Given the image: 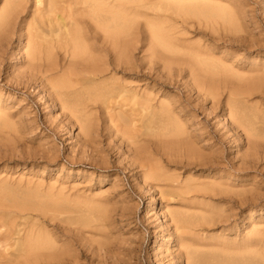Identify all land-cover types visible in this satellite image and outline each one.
<instances>
[{"label":"rangeland","instance_id":"obj_1","mask_svg":"<svg viewBox=\"0 0 264 264\" xmlns=\"http://www.w3.org/2000/svg\"><path fill=\"white\" fill-rule=\"evenodd\" d=\"M109 1L113 2V0H109ZM146 1H148V2H144V4H143V1H141V0H126L125 8L126 7L127 8L124 9L122 12H118V13L107 12L106 14H103V15L101 14L99 17L90 18V19L87 16L89 21H94V22H87V25L86 24L84 25V23H85L84 21H86V19H87L86 16H83V17L79 18L78 23L81 22V20H82L81 23H83V25L86 26L87 28H90V29L87 30L86 27H84L82 24L80 26H83V27H80L79 24H78L79 28L80 29L82 28L81 31H83V33L85 31L88 34L87 35L86 33H84V35H86V36H84L85 37L84 42L87 39H88V42H90L89 39H92V38L95 39V40H93V42L96 41V39L99 40L100 37L98 36V34H97L98 32L97 31H99V33L102 32L101 35H103V30L104 29H102V28L99 29V27L97 26L96 22L98 23V25L105 23L106 25L109 26V29L111 31L114 30L115 28L116 29H120L121 30V32H120L121 33V37L123 36L122 38H124L125 41H132L133 39H136L138 42L139 41L140 42L138 44V43H136L137 41H135V43L132 41V42H130V45L132 43L131 47L128 48V52H129L130 56H132L134 59H136L138 61L137 63H139V65L137 63L135 64L136 67L138 65L137 72L135 70L136 69L135 66H134L135 68L133 67V69H134L132 71L133 74H130V75L123 74L121 72H116L117 75L116 74L111 75L110 73L106 72L108 74L106 75V73H105V76L101 77L94 85H93V83L91 84L89 82L84 83V84H79V87H77L78 84L75 85L74 87L77 88V93L78 94L74 93L71 90L73 88H68L66 90V89L60 87L62 85L61 83H63L62 80H64V79H62V77H60L61 76V74H60L61 71L60 70H59L60 72L59 71L56 72V70H54V71L46 72V73L42 72L43 74L40 73L41 72V68H40L41 65L40 64L41 63H43V65L47 64L46 59L44 57L42 59H45V63H44V60L39 59V58H41L40 57L41 54L38 55V53H36L39 57L36 55V58L37 57L38 58L37 59L35 58L37 60V62H39L38 63L39 66H37V63L34 62L35 59L34 60H28L29 58H26V60L30 61L29 63H28V61L26 62V60H24L25 57H26L25 56L26 55L25 52H26L27 48L24 49L25 50L24 52L21 51V50H23L21 48L27 47V46L23 47V44L26 45L28 43V41H27L28 39H26V36H28V35L31 36L30 37V41L32 43L37 44V45L39 43L41 44V37H40L41 36V26H40L41 25V21H39V15H37V16H36V14L33 15V16H36L35 19H33L34 18L33 16L31 18L29 16L30 12H31L30 15H32V11H31L30 8L33 5H32V3H29V2H32V0H26L25 1V2L28 3V4L24 3V6H26V5L28 6V7L26 6V8L23 7L25 13L24 12H21V13L19 12L18 14H16V11L17 10L20 11V10H19V8L16 11L14 10L15 15L13 17L15 18V20H14V23H12V22H11L12 24L10 23L12 25V27L9 26L10 29L11 28H13V29L9 30V28L6 27L9 31L5 30L6 32L7 31L9 32V33L7 32L8 35L4 31L5 28L2 29L3 31L1 33H3V32L6 33V36L5 37L3 36L2 38L0 37V41H1L0 42V45H1L0 46V127H1L0 128V180L3 179L2 181H0V190H1L0 194L1 193L5 194L7 192H9L10 194L7 193L5 196L3 194L4 197L3 196H2V198L0 197L4 201V204H3V202H0V206L3 205L2 207H0L1 208L0 211H3L2 213H4V209L5 210H10V211H8V214L2 216L4 218H2L0 216V219H2L1 222H0V234L2 235V236L0 235V244L3 243V242H1L3 240V238H6V237H3L4 236L3 234L4 233H8V234L11 233V227L10 226L12 225V223L15 222L14 224L16 226L13 224L12 228L15 227L14 230L15 229H19L20 230V235H22V236H20V235L19 236H20V239L22 240L23 244H24L25 239L32 240L31 242L32 243L34 242L37 247L35 249H33V250H28L30 252L23 251L22 247L20 249H18L19 246L18 247H16V246L10 247L12 244L13 245L15 244V243L12 242L13 240L10 239L7 242V244L10 243L9 244L10 246L5 245V243H3V245H2L4 248L6 247V249H4L2 246H0V249L2 250L0 252V257H1V253H2V255H4L0 259V264H18V263L19 264H23V263L25 264V262H26V264H28L29 262H31L32 264H264V257H263L264 256V249H263V247H264V241H263L264 240V232H263L264 231V220H262L264 218V207H263L264 206V191H263L264 190V158L262 157L263 158V160H262V158L260 157V156L264 155V142H263L264 141V103H263L264 102V98H263L264 97V90H263L264 89V84H263L264 83V72H263L264 71V67H263V64H264L263 63L264 62V51H263L264 50V47H263L264 43H262V42H264V0H230V1L229 0H223V1L221 0V2H226L227 1L225 6H224V3L220 2V0H213V1L211 0V2L216 1L213 4L210 2V0H209V3H208V0L207 1L206 0H200L201 2L199 0H193V1L192 0H151V2H149L150 0H146ZM152 1H153V3H152ZM218 1H219V4L221 3L222 5L220 4L218 6L217 5ZM236 1H238V2H236ZM1 2H2V0H0V5H1ZM230 2L234 6L230 5ZM11 4H13V2ZM30 4H31V6H30ZM210 4H212V6ZM214 5H216L217 7L214 6ZM228 5L231 6V8L234 10V12L237 10V12H238L237 14L239 16L236 13L234 15V12L232 11V9L230 7H228ZM223 6H224V8H223ZM151 7H153V8H151ZM233 7L234 8L236 7V8L234 9ZM27 9H28V12H27ZM134 9H136V10H134ZM207 9L209 10V12H208ZM221 9H224V10H221ZM240 10H241V12H240ZM129 11H131L132 13L129 12ZM226 11H227V13H230L231 15H234L233 17L235 18V20L237 19L236 20L237 23L234 20L235 21L234 22L235 23V25H234L235 29L229 27V29H231V30H228L227 29L228 26L225 27L226 26L225 18L227 17ZM144 12L146 14H144ZM185 12H186L187 15L185 14ZM128 13H129V15H128ZM135 13H137L139 15H142V16H139V15H137ZM140 13H142V14H140ZM151 13L152 14H156V15H159V13H161L162 19L160 17H156V15L155 16L154 15L151 16ZM165 13H166V16H164V19H163V15H165ZM181 13H182V15H184V14L185 15L181 16ZM241 13H243L242 14L243 17L241 15ZM23 14H25V15H23ZM173 14H174V16H173ZM188 14L190 16H192V17H190ZM220 14H221V16H220ZM135 15L138 16V17H136ZM145 15H147V16L145 17ZM167 15H168V17H167ZM199 15H201V16H199ZM170 16L172 17V19H175V22L177 21L176 24H174L175 28L172 25V23H175V22L171 19ZM180 16H181L182 19L180 18ZM236 16H238V17H236ZM22 17L24 19L30 18L31 21L32 20L33 21L32 22L29 21L26 24V21H28V20L25 21ZM126 17H128V18L126 19ZM151 17L152 18H156V19L155 20L151 19ZM19 18H22L23 21H22V19L19 20ZM82 18H84L85 20L82 19ZM129 18H131V19H129ZM168 18H170L171 20L168 19ZM209 18H210V20H208ZM213 18L216 19V20H214ZM94 19L96 20V22H95ZM122 19H124V20H122ZM167 19H168L169 24H167L168 23L166 21ZM238 19H240V21L242 19V21H241L242 23H240V21ZM17 20H18V22H17ZM141 20H144V23ZM183 20H184V22H182ZM187 20L189 22L196 21V20L198 22L200 20L199 22H201V23L198 22L199 23L198 24V23L192 22V23H195V24L189 23L188 26H187V24H185V23H188ZM202 20H203V22H206L205 23L206 24L205 27L203 26L205 24H203ZM37 21H38V23L40 25L37 23ZM99 21H101V23ZM155 21H157L158 23L155 22ZM164 21H165V24H164ZM209 21L211 22V24L213 26L214 25H216V26L210 27ZM16 22H17L18 25L15 24ZM20 22H22V24H20ZM23 22H25V23H23ZM160 22H161V24H160ZM220 22H221V24H222V26L224 28V31L222 30L223 28H222ZM30 23H33L34 26H32V24H30ZM141 23L144 24V25H142ZM216 23H218V24H216ZM238 23L240 24V27L245 25L244 28L243 27H242L243 29L239 28V26L237 25ZM14 24L17 25V26H15ZM92 24H94V25H92ZM133 24L136 25L134 28H133V26H134ZM201 24H202V27L200 26ZM21 25L24 26V27H22ZM27 25H28V30L26 31ZM128 25H129V27H127ZM148 25H150L151 29L149 28ZM171 25H172V27H171ZM181 25H182L183 28L181 27ZM192 25H193V27L191 28ZM93 26L94 27L97 26L98 28L96 27V29H95ZM155 26L163 28L164 31L166 30L165 31L166 34H168L167 31H169L168 41H170V42H173V41L175 42L176 41L174 46H175V49L177 48L175 50V52L177 54L175 52H172V51H170L171 53L168 52L165 49V47L163 46V44L158 40V38H156V36L154 35V32H153ZM165 26L167 28H168V26H170V27L167 30V28ZM189 26H190V28H189ZM207 26L210 27V29L206 28ZM34 27H35V29H34ZM194 27H195V29H194ZM216 27H218L217 28L218 31L221 30V32L224 35L222 33H220V32H216ZM93 28H94V30H93ZM131 28L135 29V31H138L139 34H137L136 32L134 33L133 29L130 30ZM180 28H181V30H180ZM199 28H201V29H199ZM225 28L228 31H226ZM143 29L144 30L147 29L149 31L146 30L144 32ZM171 29H175V30H173L174 32L175 31L178 32V29H179V31H181L182 34H180V32H178V34H180V35H178L177 32H175L176 34H173L172 33L173 31H170ZM185 29L188 30L187 32H189L190 34H191V32L193 30L194 31L192 32L191 35L189 33L185 34L184 33ZM205 29H208L209 31L205 30ZM211 29L213 31H210ZM244 29H246V30H244ZM19 30L21 32H23V33H18ZM23 30H25V31H23ZM89 30H91V31H89ZM129 30H130V32H129ZM11 31L12 32L13 31H15V32L17 31L16 35H14L15 32L12 33ZM92 31H93V34H90V33H92ZM94 31H96V33ZM123 31H125V32H123ZM206 31H208L209 33L210 32H212V33L209 34ZM225 31H226V33H224ZM233 31H235V34H234ZM243 31H245V32H243ZM24 32L32 33L33 35L32 34H28L27 35ZM131 32L134 35L137 34L136 37L133 34H129ZM146 32L147 33L149 32L150 34L149 33L147 34ZM231 32H232V34H231ZM94 33L97 36H94ZM215 33L217 34L216 36H215ZM10 34H13V35L10 36ZM20 34L22 36H25V38L21 37ZM122 34H125V37ZM188 34H189L190 37L193 36V38L196 35V37L194 38L195 40L193 38H192V41L188 40L189 39L188 38L189 36L187 37ZM198 34L200 36L202 34V36L200 37L201 39H198L199 38ZM203 34H204V36H203ZM228 34H229L230 39L228 37ZM251 34H252V37L249 36ZM1 35H3V34H1ZM19 35H20V37L18 38ZM129 35H132L135 38H133L131 36H130L131 37L130 38V37H128ZM146 35L148 37H149V35H150V37L152 36L151 37L152 39L149 38L150 42H149L148 39L146 40V37H147ZM180 36L182 38H184V37L188 38L185 41L186 43L183 42L185 40V38L183 40L182 38H180ZM218 36L221 37V38L219 39ZM231 36L232 37L234 36V37L232 38ZM143 37L147 41V44H146V41L143 40ZM175 37H178V39H181V41L178 40ZM202 37H206V38L202 39ZM246 37L249 40L245 39V41H244L245 43H243L242 38L244 39ZM5 38H7V39H5ZM27 38H29V36ZM251 38H254V40L251 39ZM154 39H156V40H154ZM217 39H219V40H217ZM250 39H251V41H250ZM152 40H154L153 43H152ZM201 40H202V42H200ZM237 40H238V42H237ZM2 41H4V42L2 43ZM144 41H145V43H144ZM178 41L180 42L179 45L182 44V42H183V48L182 49H181L182 45L180 47L177 46ZM203 41H205V42H203ZM247 41H249L251 43H249V45H248ZM17 42L19 44H17ZM20 42H21V44H20ZM88 42H85V43L89 44ZM91 42H90V44H91ZM154 42H157V43H154ZM256 42H259V43H256ZM141 43H142V47H139V46H141ZM187 43L190 46L189 48H186L188 46ZM206 43H208V44H206ZM209 43H210V46H209ZM212 44H214V45H212ZM18 45H20V46L22 45V47H20V46L18 47ZM154 45H156V46H154ZM158 45H161V46H158ZM203 45H204V47H199V46H203ZM205 45H207L209 48L207 46H205ZM220 45H222V46H220ZM230 45H231V47H230ZM227 46L229 47V49H228ZM234 46H235V48H234ZM251 46H253V47H251ZM40 47H41V45H40ZM137 47H139L140 49H138ZM193 47H196V50H194L195 48L193 49ZM212 47H214V48H212ZM149 48H150L151 51L149 50ZM184 48H186V49H184ZM191 48H192V50H191ZM130 49H131V51H129ZM141 49H142V51H141ZM159 49H160V51H159ZM178 49H180V50H178ZM187 49H189L190 51H193V52H189ZM211 49H212L213 52L211 51ZM219 49H223V50L221 51ZM239 49H241L242 51L239 50ZM182 50H184V51L187 50L185 53L187 54V52H188L190 54V55L187 54L190 57V58L188 57L189 59L187 58V55L185 53H183L184 51L182 52ZM217 50H218V52H217ZM237 50H238V52H237ZM17 51L20 52V53H18ZM52 51H54V50H52ZM57 51H58V47H57V50L55 49V51H54L55 53L53 52L54 55L51 52L52 55L51 54L50 55H51V57L53 56V58H50V59H52L53 61H56V60H58V59H56V57L59 58V59L62 58V59H60L62 61L58 62L59 61L58 60L55 63L58 66H60L62 63L65 65L68 62L67 61L68 57L66 56L67 54L65 55V53L62 50H59L58 52L59 53L61 52V53L58 54V53H56ZM157 51H159V54L160 53L162 54L163 52H165L164 53L165 54V56H164L165 58L162 57L163 55L161 56V54H160V56H158ZM197 51H200V53L201 52L204 53L203 54L204 56L202 55V53H201V55H199L200 53L197 52ZM228 51H231V53L237 52L236 56H235V54L233 55V54H231ZM239 51H241V52H239ZM100 52H102V51H100ZM100 52H99V54H100ZM103 53H105V52L103 51ZM103 53H101L102 56L105 55ZM238 53L239 54H241V53L244 54V55H241V57H242L241 60L239 58L240 55H238ZM23 54H25L24 55L25 57L23 56ZM149 54H152L151 56H152V58H154V60L156 59L155 60L156 61V64H155L156 68H158V66H159L158 69H160V71H159L158 69L155 68V65H154V68H155V71H156V72L154 71L156 73L155 76H158V78L154 77L155 78L154 81H150V79L144 75L147 72V71H145V69H146V66H145L146 65V59H144V58L146 56L149 57L150 56ZM153 54L154 55L156 54L158 57L154 56ZM183 54H185V55H183ZM208 54H211V56H213V54H215L216 56L214 55V58H212ZM221 54L224 56V60L226 62L224 60H221V59H223V56H221ZM55 55H56V57H54ZM176 55L180 56V57L184 56V57L187 58V60H194V61H191V62L193 63V66H195V67L197 66V68H199V64L203 63V65L207 64V67H209L210 69H216V70L221 71L222 74H220V72H219V75L214 76V78H215L214 80L216 81L217 79L226 78L227 81H229L231 83L230 84V90L233 89L232 91L236 92V94L233 95V96H235V98H233V100L232 99H228L229 101L226 98H223L224 95H225L224 97L227 96L226 95L227 91L224 90L223 91L224 94H223V92H221L222 93L221 95L219 93V95H217L218 99H215L213 102L210 100L211 99L210 96L209 97L207 96V98L201 97V100H202V98L203 99H207V100L209 99L208 101L207 100H203L201 102L200 97L199 98L197 97V94H196L195 90L193 91V89H190V87L189 88H188V86L184 87V85L182 87V85H181L182 84L181 80H183V81L184 80L185 81L189 80L190 81L191 77L193 76V75L190 76L189 72L185 73L186 71H188V66H186V65L183 66L184 64L178 65L180 68H183V71H182L181 76H180L181 78L179 76L177 77V79H179V78L181 79V80L179 79L180 82L178 83V85H175V86L174 85H168L169 81H163L164 79L168 80V78L167 79L165 78L167 76H164L166 74V71H165L166 68H164L166 65L163 67V61H167V62L171 61V60L174 61V60H176V58H178ZM181 55H183V56H181ZM207 55L209 57H205ZM219 55H220V57H219ZM136 56H137V58H136ZM171 56L172 57H176V58H172ZM201 56H202V58H201ZM251 56L254 57V58L253 57L252 58L254 59L255 63L252 62L253 59L250 58ZM259 56H261V58ZM108 57H111V56H108ZM231 57H232V59H231ZM234 57L236 59H234ZM244 57H246V58H244ZM255 57H257V58H255ZM197 58H198V61H197ZM182 59H184V58H182ZM182 59L180 58V60H182ZM211 59H213L216 62H214ZM218 59H219V61H217ZM226 59L227 60L229 59L228 60L229 62H227ZM247 59H248V61H247ZM259 59H261V63H260ZM39 60H41L42 62L39 61ZM177 60L179 61V59H177ZM257 60H258V62L260 64L259 67H258L259 64L258 65L256 64V63H258ZM64 61H67V62L65 63ZM196 61H197L198 64L196 63ZM242 61L244 63H242ZM20 62H26L27 63L26 65L30 67V68L28 67L29 70L26 68L25 63L23 64V63H20ZM32 62H34L35 65L38 68L34 64L32 65L31 64ZM160 62H162V63L160 64ZM59 63H61V64H59ZM229 63L232 66H234V67L236 66V67L235 68L233 67L234 69L231 68L232 66H230ZM21 64L23 66V69H22ZM157 64H160L162 66L160 67V65H157ZM209 64L210 65L212 64L211 65L212 67ZM247 64L249 65V67H248ZM254 64H255V67L258 69V71H256L257 69L254 70V68H255V67H253ZM223 65H224V67H223ZM244 65H246L247 68ZM250 65H251V69H252L251 71H250ZM18 66H21V67L18 68ZM140 66H142L143 72H142ZM176 66L177 65L172 63L169 67L176 69ZM14 67L16 68L15 71H14V69H15ZM61 67H62V65H61ZM161 68H162V70H161ZM197 68H195L194 71L197 74H201L202 73L201 69H197ZM228 68H230V70H228ZM242 68H244V70L246 71V73H248V75H246V73L244 72V70H242ZM220 69H222L223 72ZM247 69L249 70V72H248ZM17 70H21V71L17 72ZM22 70L25 71V72H22ZM30 70H31V72H30ZM37 70H40V72H37ZM238 70H241L242 72H239ZM158 71L160 72V75H157V74H159ZM230 71L231 72L233 71L232 72L234 74L233 76H232V74L229 73ZM21 72H22V74H21ZM27 72H28V74H27ZM32 72H33V75L32 74L30 75V73H32ZM35 73H37V74H35ZM39 73L41 74L43 79L39 78V77H41ZM171 73L175 74V70L171 69ZM241 73H242V75H241ZM243 73L245 74V76H243L244 75ZM118 74L120 76H118ZM182 74H184V75L182 76ZM35 75H36V77H34ZM108 75H110V76L108 77ZM239 75H240V78L237 77ZM30 76H32V77H30ZM43 76H45V77H43ZM115 76L116 77L118 76L120 78L123 77L122 79H124V76H125V79L127 78L126 80H130V79H131L130 81L134 80L133 82H135L136 88H138L137 90H139V91H141V89L143 90V88L146 89L147 86H148L149 89H147V90L144 89L143 91L146 92V91L150 90L151 92H153L152 94H154V100H153L154 102H158L157 101L158 99H160L159 101H162V100L164 101V99H165V100H167L169 102V100H171L174 97H175L174 99L177 101L178 97L176 95L179 96L178 101L181 100V101H179L180 103L177 101L178 104L176 105L175 100L172 99L170 102L173 103L172 101H174V103L171 104L169 102V104L172 105L173 108H178V109H179V107L182 108L183 106L184 107L187 106V108L185 107L187 109L185 115L184 116H180L181 117L180 118V122L182 123V120L188 114L186 116L187 118L185 117L186 118L185 120L187 121V123L184 122L185 120H183V122H184L183 127L186 128L187 125H188V127L186 129L184 128V136L183 137H186V138L188 137L187 138L188 143L189 144L191 143V145L193 146V149L197 153H199V155L201 157V159H200V157H198L197 159H192V160L187 159V157H186L187 161H192V163L194 162L193 163L194 167H193L192 164H188L190 167L186 164L187 162H186L185 156L183 155L184 154L183 151L178 150L179 146H177L175 143H173V142L169 143L167 141L168 137L166 135H164V134L162 136L154 135V134H161L162 133V131H160V128L165 124L166 121L160 120V118H158L157 116H154V117H152L150 119L145 118V116H140L139 113H138V116H137V112H138L136 110L138 108V107H136L137 105H133L132 106L131 103L129 101H127L128 99H126V98L123 99L121 97H118V100H117L116 97H115L116 99L114 98V96L111 97L112 95H110V92L108 90V86L111 85L110 84L111 81H112L111 77H115ZM160 76H161V78L162 77L163 78L161 79ZM242 76H243V78H241ZM71 77L73 78L74 76H71ZM144 77H145L146 80L144 79ZM46 78H48V79H46ZM136 78H137V80H136ZM159 78H160V80H159ZM57 79H59V80H57ZM102 79L104 80V82H102V84H101L100 82H101ZM243 79H245V80H243ZM45 80H46V82H45ZM138 80L139 81L142 80V83H141V81L137 82ZM147 80H148V82H147ZM41 81H43L45 84L43 82H41ZM40 82L42 83V85H44L43 87L41 86ZM137 83H139V84H137ZM239 83L240 84L242 83V84L240 85ZM149 85H153L152 88H150L151 86H149ZM246 85L249 86V87L247 88ZM141 86H143V88ZM168 86H169V88H168ZM139 87H140V89H139ZM262 87H263V89H262ZM187 89H188V91H187ZM45 90H47V91H45ZM185 90L187 91V92H185L186 94L184 93ZM49 91H50V93H49ZM51 91H52V93H51ZM159 91H160V93H159ZM177 91L180 92V94L179 93L177 94L176 93ZM215 91H217V90L215 89ZM45 92H48L49 94L45 93ZM241 92H242V94H241ZM244 92H246V93H244ZM247 92H249V93L247 94ZM250 92H253V93H250ZM54 93L56 94L55 96L53 95ZM182 93H184V94H182ZM237 93H239V94H237ZM163 94H164V99H161V96ZM96 95L98 97H96ZM157 95H158V97L159 96L160 97L158 98ZM169 95L171 96L170 99H169V97H170ZM185 95H187V96L185 97ZM193 95H195V96L193 97ZM258 96L261 97V98H259ZM89 97L90 98L92 97L93 100H91V99L89 100ZM94 97H96L97 99H94ZM108 97H109V99H108ZM190 97H191V99H190ZM255 97H258L259 99L257 98V101H255L256 100ZM53 98H55V99H53ZM193 98L194 99L196 98L197 100L196 99L194 100ZM219 98H220V103L217 102V101H219ZM242 98H244L245 100H243ZM57 99L59 101H56ZM106 99H108V100H106ZM110 99H111V102H110ZM248 99H250V100H248ZM253 99H255V100L253 101ZM52 100H53V102H52ZM115 100L118 103H116ZM190 100H193V101H190ZM247 100L249 102H247ZM112 101L114 102V104L116 103L115 105L112 104L113 106L111 105V103H113ZM119 101H120V104H121V102L123 103L122 107L124 109H127V108L130 109L129 110L130 111L129 114L132 112L131 110L134 109V111L132 112L131 116L130 117L128 116L129 118L126 117L127 113H128L127 112L128 109L125 110V112H123L122 111L123 109L122 110L120 109L121 105H119ZM197 101L198 102L200 101V103H198ZM244 101H246V103ZM42 102L45 103V104H42ZM97 102H99L100 104L98 103V105H96ZM106 102H107V104H106ZM186 102L189 103V104H187ZM192 102H193L194 105L191 104ZM215 102H217V103H215ZM250 102H251V104H250ZM255 102L257 104H255ZM261 102L263 103V105H262ZM57 103L59 104L60 109L57 106ZM82 103H84V104H82ZM209 103H211L210 104V108L211 109L213 108L212 110L209 108ZM60 104H61V106H60ZM93 104L95 105V108H94ZM101 104H102L103 108L106 107V106L107 107L104 110H102L103 108L101 107ZM108 104L110 106H112L113 108L111 109V107ZM179 104H181L182 106L179 105ZM206 104L208 106H206ZM230 104L236 105L235 113L239 116V117L238 116L237 117H238V119L240 121H242V122L244 121L243 123L245 125V128H241L240 127L239 131H238L237 128H232V130H231V125L228 123L230 121V117H229V113H228V106ZM259 104H261V105H259ZM43 105H45V106L47 105L48 107L47 106L45 107ZM90 105H92V106H90ZM116 105L118 107H120V108H118ZM128 105H129L130 108L126 107ZM197 106H199L200 109L202 108L201 110H203V108H204V110H205V108H208V109H206L207 111L205 110V112L204 111L202 112L199 109V107H197ZM222 106H223V109H221ZM217 107H219L218 110H217ZM2 108H3V110H2ZM89 110H90V112H89ZM92 110H94V112ZM95 110H97V111H95ZM110 110L115 111L114 113L116 115L114 116V113L112 111H110ZM190 110H192V111H190ZM223 110H226V111H223ZM222 111H223V113L221 114ZM66 112H67V114H66ZM92 112H93V114L91 115ZM107 112L113 113L112 114L113 116L111 114H109V113L107 114ZM209 112L210 113L212 112V115L211 114L209 115ZM239 112H241V113L239 114ZM69 113H70V115L68 116ZM125 113H126V115H125ZM206 113H207V115H206ZM96 114H97V116H96ZM194 114H195V116H193ZM225 114H227V115H225ZM107 115H110L109 117L111 119L108 118ZM8 116H9V118H7ZM10 116H12V117H10ZM93 116L94 117L96 116L95 118H96V122L97 123H95V120L94 121L92 120ZM132 116L135 117V119ZM70 118H72L73 120L70 119ZM95 118H93V119H95ZM131 118L134 119L136 123L134 122V120L131 123L130 122ZM139 118L142 119V121L145 119L144 121L147 123V125H146V123H144V121L142 122L141 120H139ZM189 118L192 119V120H189ZM212 118H214V119H212ZM215 118H216V120L218 119L217 120V124H216ZM108 120H109V122H108ZM91 121H93L92 122V128L89 129V126L91 125ZM106 121L108 123H111L110 121H112L113 123H111V125H110ZM137 121H138L139 124L137 123ZM140 121H141V123H140ZM88 122H89L88 130H89V133L91 134L90 136H87V134H85V133H88V130L87 131L83 130L84 127H85V124H88ZM116 122H118V123H116ZM122 122H123V124L125 126L122 125V127H121V124H119V123H122ZM129 122L131 124L135 123V125L134 124H133V126L129 125L130 124ZM188 122H190V124H188ZM115 123L117 125L119 124V126H116ZM150 123H151V125H149ZM153 123H154V125H153ZM214 123H215V125H213ZM185 124H187V125H185ZM193 124H194V126H197L198 128L193 127ZM228 124H229V126H228ZM112 125H115V126H112ZM138 125H139V127L141 125L143 127L141 126V128H137ZM94 126H95V128L97 130L94 128ZM104 126L107 127V128L108 127L109 128H111V127L113 128L114 127L116 132L113 131L114 132L113 133L111 130H114V129L110 130V129L105 128ZM204 126L208 130L207 132L204 129L205 128ZM201 127H202V129H200ZM220 127H222V128H220ZM124 128L125 129L128 128V130L127 129L125 130ZM131 128H133V129H131ZM144 128H146L145 131H144ZM188 128H189V130H188ZM246 128H248V129H246ZM136 129H138V130L136 131ZM216 129L217 130L221 129V131L218 132ZM233 129H235V130H233ZM78 130H80V131L77 132ZM105 130H107V131H105ZM118 130H120V131H118ZM199 130H202V131H199ZM108 131L109 132L111 131L110 135L108 134L109 133ZM140 131L143 132L142 134H144V135H142V134L141 135L145 136V137H143V139H142V137L140 135ZM223 131H224V133H222ZM227 131H229V132H227ZM81 132H82V134H80ZM120 132H121V134H120ZM200 132L201 133L205 132L203 134H206V133L207 134L203 135V134H200ZM238 132L239 133L241 132V133L239 134ZM111 133H112V135H114V137H112ZM125 133L127 135H125ZM130 133H132V134H130ZM136 133L139 134V136ZM146 133L148 135H146ZM188 133H191V135H194V137H198V140L196 138L192 137L191 135H189ZM219 133H220V135L223 134V137L219 136ZM242 133H244V134H242ZM78 134H80V135H78ZM133 134H135V135H133ZM152 134H153V136H152ZM198 134H200L201 137ZM209 134H213L214 136L210 135L211 137L209 139ZM121 135H123V136H122V138L120 137L121 139H119V136H121ZM186 135H189V136H186ZM225 135L226 136L228 135L227 137L229 138V140H227V137ZM117 136H118V138H117ZM124 136H127L128 138L125 137L126 138L125 139ZM134 136H136V137H134ZM190 136L192 137V139H191ZM202 136H203V139L207 136L204 139L205 142H204V140L201 141ZM218 136H219V138H218ZM87 137L88 138L90 137L91 139L89 138L90 140H88ZM107 137H108V139H107ZM131 137H132V139H130ZM150 138H151L152 141L150 140ZM153 138H154V140H155V138H158V140L159 141L161 140V141L160 142H158V140L154 141ZM159 138H161V139H159ZM166 138H167V140H164ZM234 138L236 140L235 143L233 142ZM80 139L82 141H80ZM118 139L120 140L119 142H118ZM133 139H136V140L134 141ZM139 139H141L143 141H141ZM194 139H196L197 142L193 141ZM208 139L210 140L209 141L210 144L208 143ZM116 140H117V142H116ZM125 140H127V142H125ZM144 140H147L148 142L146 141V143H145ZM121 141L125 145L122 144ZM132 141L136 143L137 147L140 146V148L138 147V149L140 150V152L143 150L142 151L143 153L142 152L140 153V152L136 151L138 149H136V147H135L136 145L133 144V143H132L133 144V146H132V144H131ZM136 141L138 143H140V141H141V145H138ZM217 141L220 142V145L216 144ZM90 142H92V143H90ZM143 142L145 143L146 147H144L145 145L143 144ZM193 142H196L197 144L193 143ZM253 142H254V144H253ZM119 143H121V144H119ZM147 143H149V144H147ZM198 143L202 144V146L199 145ZM229 143L232 146L231 145L229 146ZM239 143L241 144L242 148L244 146V149H242L240 147ZM105 144H107L109 146H107ZM112 144H114V145L111 146ZM163 144H165V145H163ZM211 144H212V146L214 145L213 147L211 146L212 148H214L215 146H218V148L222 147V148H220V150H223L222 151L223 153L221 151H219V149L217 150V151H219V153L217 151H215V150H210V149H208L209 151H207V153H206L205 149L207 147L205 148V146L210 147ZM250 144L254 145V146H251ZM91 145H92V148H93V145H95L94 147L96 148L97 151H94L95 148L90 149ZM262 145H263V147H261ZM248 146H250V147H248ZM82 147L85 148V149H83ZM101 147L104 150H102V149L100 150ZM129 147H130L131 150L134 149V148L136 150L134 149L133 151H130ZM167 147H168V149H167ZM197 147L199 148V150L202 149L203 151L202 150L199 151ZM229 147L231 148V150H230ZM239 147H240V149H239ZM81 148H82V151H84L83 153L81 151ZM87 148H88V151H87ZM141 148H143V149H141ZM146 148H148L146 150L147 152L145 151ZM216 148L217 147H215L214 149H216ZM235 148L238 151L234 150ZM245 148H247L246 151H245ZM98 150L100 151V153H99ZM233 150H234V152H239V153L242 152V153H240V157L237 156L239 153H234ZM134 151H136V152H134ZM144 151L146 153H144ZM148 151H150L151 154H147V153H149ZM210 151H212V152L214 151V152L212 153ZM128 152L129 153L131 152V153L129 154ZM177 152H179V153H177ZM208 152H210L209 153L210 156L208 155ZM215 152H217V154ZM220 152H221V154H220ZM259 152H260V154H259ZM261 152H262L263 155L261 154ZM134 153H137V154H134ZM180 153H182L181 154V156L183 155L182 157H180ZM254 153L257 154V155H255ZM138 154H139V156H138ZM163 154H164V157H163ZM202 154L203 155L207 154V155L203 156ZM218 154H219V158L217 156ZM222 154H224V155H222ZM233 154H234V156H233ZM244 154H246V155L248 154L247 157L248 156L250 157L252 154L254 156H253V158H247ZM87 155L88 156L90 155L89 156L90 158ZM101 155L103 156L104 159H102ZM118 155H120V156H118ZM122 155H123V157H122ZM176 155H178L179 158H177V157L175 158ZM201 155L204 157L205 160L207 158L211 157V159H210L211 161L209 159H207L208 163L205 160L204 161L206 162V164L204 162L199 163V161H201L203 159ZM213 155L214 156L216 155L217 158L213 157ZM221 155L224 156L227 160L224 157L221 158ZM243 155L246 157V160H244L245 158H244ZM167 156L168 157L171 156L170 157L171 160ZM231 156H232V158H231ZM242 156H243L244 159L242 158ZM256 156H259V157H256ZM119 157H122L121 158L122 160ZM127 157H128L129 161L127 160ZM145 157L147 158V160L149 159L151 161L148 162L147 160H145L146 159ZM228 158H230L232 160H229ZM234 158H238L240 160L242 159L243 161L241 160V162H240V160L238 161V159H234ZM255 158L261 159L262 161L261 160H257ZM133 159H136V162H135V160L133 162H135L137 164V166L135 164L134 165L133 164L132 165L129 164V163H132ZM167 159H168V161H170L169 163H168ZM198 159H200V160L198 161ZM219 159H221V161L224 160V162L226 161L225 162L226 166L224 165V162H221ZM249 159L250 160L252 159V162ZM93 160H96V162L98 160V162H102V163H98V162L96 163ZM104 160L107 161V164H106V161L104 162ZM140 160H142V163H138ZM143 160H145L144 164H143ZM175 160H178V161L175 162ZM212 160H213V162H212ZM183 161H184V163H183ZM219 161H220V165L217 164V162H219ZM227 161L230 162L229 164H231V163L232 164L229 166ZM247 161H248V163H246ZM173 162L175 163V165L173 164ZM195 162L196 163L198 162L199 166H197L198 164H195ZM149 163H151V168H150V164ZM241 163H242V165H241ZM146 164H148V165H146ZM214 165H215V168L212 167ZM216 165H218V166H216ZM228 166L230 167L229 170L227 169V168H229ZM251 166L255 170H252ZM144 167H146V169ZM186 167H187V169H186ZM232 167H236V168H240V169H235V168H232ZM246 167H248V169H245ZM139 168H140V170H139ZM260 168H261V170H260ZM147 169H149V170L151 169V170L149 171ZM160 170H162V171H160ZM216 170H219V171H216ZM221 170H222L223 173L220 172ZM163 172H165V173H163ZM185 172H186V174H185ZM210 172H211V174H209ZM230 172H231V175L229 174ZM141 173H144V174H141ZM154 173H157V174L155 175ZM177 173H178V175H177ZM179 173H180V175H179ZM220 173H222L223 176ZM152 174H153V176H152ZM175 174H176V176H174ZM202 174H203V176L204 175L205 176L202 177ZM20 175H21V177H20ZM150 175H151V178H149ZM163 175L165 177H163ZM183 175L185 177H183ZM214 175H215V177H214ZM224 175L225 176L227 175L229 177H225ZM161 176L163 178H161ZM173 176L175 178H177V177L178 178L175 179ZM219 176H221L222 179ZM143 177H144V179H142ZM195 177H197V179ZM210 177L214 178V180H216L217 178H219V179L216 180V182H214L212 184L213 180L211 179L209 181V179H207V178H210ZM18 178H21V179H18ZM147 178H149V179H147ZM181 178H182V180H181ZM192 178H193V180H192ZM225 178H229V179H227V181H226ZM4 180H7V181H4ZM17 180H20L21 182L17 181ZM203 180H205L206 182L203 181ZM224 180H225V182H224ZM38 181H41V182H38ZM193 181H195L196 183L193 182ZM207 181H209V182H207ZM218 181H219V183L221 185L218 184ZM221 181H223V183H225V184H222ZM228 181L229 182L231 181V183H229ZM175 182L177 183L178 186L176 185ZM181 182H182V184H181ZM200 182H202V183H200ZM240 182H241V186L239 184ZM10 183H12V184L14 183V184L12 185ZM161 183L165 184V185L168 184V186H165V185L161 186ZM172 183H174L178 187L177 190H173V189H176V187ZM187 183L188 184L190 183V184L188 185ZM198 183L200 184L201 187L198 185ZM242 183L243 184L244 183L245 184L248 183V184L246 186V185H242ZM156 184L160 186V190L162 192L159 191V187ZM169 184H171V186L174 185V188L172 187L170 189L169 188V186H170ZM185 184H186V189L188 190V192H187V190L184 192V190L182 189L183 186H185ZM226 184H228V186H229V184H232V185H237L238 184V185L235 186V187L234 186L232 187V185H230L228 187V186H225ZM195 185H198V186H195ZM210 185H213L216 188V190H215L216 192L214 194H213V192H209V191H206V190L204 191V189H203V187L210 186ZM255 186H257V187H255ZM51 187H53V188H51ZM180 187H182V188H180ZM1 188L5 189V191L6 190H8V191L5 192ZM165 188H167V189H165ZM168 188H169V190H168ZM250 188H252V189H250ZM253 188H255V189L253 190ZM197 189H198V191H197ZM217 189H221V190L227 189L226 191H228V193L227 192L226 193L223 192L224 194L223 193H219V195H217ZM247 189H248V191H247ZM258 189H260L261 191L258 190ZM232 190H235L237 192H245L246 195L255 194L254 196L256 197L257 201L254 200V203L251 204V206L247 205V208L250 209V210H247L246 205H242L241 207H238L234 203L230 204L231 201L229 200L228 197H229V195H231L230 191H232ZM256 190H258V191H256ZM165 191H167V192H165ZM174 191H177L176 192L177 194L174 193ZM193 191H195V193ZM191 192H192V194H191ZM202 192H204V193H202ZM167 193H169V194L167 195ZM172 193H173V195H172ZM178 193H180V194H178ZM193 193H194V195H193ZM200 193H201V195H200ZM203 194H205L206 196H203ZM189 195L190 196L192 195L193 197L192 196L190 197ZM178 196H181V198L179 199ZM187 196H188V198L186 199ZM194 196L198 197V198H195ZM13 197H14V199H13ZM199 197H200V199H199ZM257 197H258V199H257ZM52 198L53 199L57 198V199L56 200H52ZM219 198H221V199H219ZM261 198H263V199H261ZM175 199H177V200H175ZM197 199L200 200V201H198ZM218 201H219V203H218ZM221 201H222V204L220 203ZM163 202L167 203V205H166L167 208L166 209L164 207L165 204ZM178 202H180V203H178ZM181 202L183 204H181ZM199 202L201 203V205H200ZM202 202L204 203V205L202 204ZM210 202L213 205H211ZM223 202H224V204H223ZM9 203H12V204H9ZM197 203H199V204H197ZM214 203H215V205H214ZM228 203L230 204V206H229ZM170 204H174L173 206H175V207H173ZM192 204H194V206H192L191 209H189ZM207 204H210V205H207ZM24 205H25V208H24ZM169 205H170V207H169ZM178 205H179V208L176 207ZM199 205L201 207H198ZM220 205H222L223 207L220 206ZM18 206L21 207L22 209H20ZM184 206L186 207V209H185ZM196 206H197V209H196ZM212 206H215V207L217 206L216 208H218V207H221V208L216 209L215 207L212 208ZM231 206H232V208L234 210L231 209ZM249 206H250V208H249ZM26 207H28V209ZM161 207H162V209H161ZM194 207H195V209H193ZM262 207H263V209H262ZM6 208H10V209H6ZM30 208L32 209L33 212L30 211L31 210ZM202 208L204 210L200 211V209H202ZM224 208H226L225 210H228V213H226L227 211L225 212V210L221 213V211ZM235 208H236V210H235ZM11 209H12V212H11ZM163 209H164V211L162 213ZM198 209H199V211H198ZM205 209H207V212H206ZM216 210H218V211H216ZM158 211H160V213L163 216ZM249 211H251V212H249ZM212 212H213V214L214 213L215 214L213 215ZM237 212H239V213H237ZM9 213H10V215L11 214H15L17 216L19 214H21V215H19V216H21L20 220L18 218V221H17V217L15 215H13V217L16 219L15 220L12 217V215H11V218H12L11 219L12 223L10 222L11 225H8L9 222H8V224H7V222H2V221H5L4 219H5V217L7 215H9ZM240 213H242V214H240ZM245 213H250L249 215L246 214V216H249V217L244 216ZM25 214H27L28 216L30 215L28 217V219H27V216ZM218 214H219V216H218ZM233 214H234L235 217L233 216ZM24 215H25L26 218L23 217L25 219H23V221H22V216H24ZM41 215H44V216H41ZM177 215H179L185 221V223H183L184 224L183 228H181V227L179 228L177 226H176V228L172 227L173 224H176L175 223V216H177ZM221 215L223 216V218L225 216L226 217L229 216L230 217L228 219L229 221L228 220L225 221L223 218H222L223 219L222 220L221 219V217H222ZM51 216H53L52 219H51ZM241 216H242V218H241ZM162 217H163V219H162ZM233 217H234V221H236V222L232 221ZM30 218H31L32 221L30 220ZM199 218H201L202 220L199 219ZM248 218H249V220L250 219L251 220L250 221L247 220ZM41 219L44 220V221H42ZM51 220H52V222H51ZM245 220H247V221H245ZM255 220H256V222H255ZM19 221L21 223H23V222L25 223V221H26V224L23 223V224L20 225ZM41 221L43 223H41ZM167 221H168V223H167ZM260 221H262V222H260ZM27 222L30 225H28ZM169 222L172 223L171 226L169 225ZM240 222H241V224H240ZM246 222H248V224ZM250 222H254V224L253 223L250 224ZM257 222H260V223H257ZM4 224L8 225L9 227L5 226ZM1 225H3V226H1ZM31 225H33V226H31ZM229 225H230L231 229L226 228L227 226L229 227ZM248 225H250V226H248ZM18 226H20V227L18 228ZM26 226H29V227H26ZM35 226H37V227L35 228ZM201 226L203 227V229L206 232L202 229ZM239 226H240V228H239ZM241 226H243V227H241ZM208 227H210V228L208 229ZM233 227H235L234 229L236 231L233 229ZM38 228H39V230H38ZM243 228H244V230H243ZM2 229H6V230H2ZM28 229H29V231H28ZM34 229H35V231H33ZM42 229H44L45 232L42 231ZM223 229H225V232H224ZM239 229H242L243 231L239 230ZM245 229H246V232H245ZM259 229L260 230L262 229V230L260 231ZM7 230H8V232H7ZM14 230H12V231H14ZM30 230H31V232L33 234H31ZM209 230H211V231H209ZM26 231H28V232H26ZM200 231H201V233H200ZM228 231H230V232H228ZM232 231H234L235 233L232 232ZM48 232H50V233L48 234ZM180 232H182V233H180ZM24 233H25V235H24ZM8 234H6L5 236H8ZM203 234L204 235L206 234V236H204ZM221 234H224V236L221 235ZM40 235H41V237H40ZM172 235L175 236V238ZM219 235H220V237H219ZM234 235H236V236H234ZM50 236H51L52 239L50 238ZM166 236H168V237H166ZM183 236L184 237L186 236L185 237L186 239ZM201 236L202 237L204 236L205 240H203V238ZM247 236L258 237L260 239V243H262V241H263V243L261 244L262 248L259 250L260 253H258V252L257 253H245L243 251L241 252V251L236 250L238 247L241 248V246L243 245V241H241V239L243 238L245 240L247 238ZM11 237H12V234H11ZM13 237H16V235L13 236ZM188 237H190L192 239L191 241L194 242V243H192L190 241V238H189V241H190V243H189L188 240H187ZM211 237L215 238V239H212L210 241ZM41 238H42V241H41ZM167 238H169V240ZM208 238H209V240H208ZM218 238H220V239H218ZM221 238H223V239H221ZM56 239L61 244L60 248H59V243L58 242L56 243ZM48 240L51 241V242L50 243L47 242ZM166 241L168 243H166ZM195 241L197 242V244L199 246H196L197 244L195 245V243H196ZM212 241L214 242L215 246L212 245L213 244ZM163 242H165V243H163ZM185 242H187V243H185ZM202 242H205V245H206L205 248H204L205 245ZM206 243H208V244H206ZM210 243H211V246H210ZM25 244H27V242H25ZM49 244H50L51 247L49 246ZM165 244L167 245V248L165 247ZM190 244H191V246H190ZM192 244L195 247H193ZM219 244H222V245H220V248L217 247ZM43 245H45V246H43ZM160 245L163 246V248ZM15 247L18 250L17 249L13 250ZM183 247H184V250H183ZM211 247H213V248H211ZM228 247H230V248L228 249ZM37 249H39V250H37ZM59 249H61V250H59ZM219 249L220 250L223 249V250L220 251ZM159 250H161L162 253L165 251V254H162ZM166 250H167V252H166ZM177 250L179 251V253L181 255L178 253ZM211 250H213V251H211ZM224 250H226V251H224ZM8 251H9V253H8ZM10 251H11V253H10ZM17 251H19V252H17ZM3 252L4 253L7 252L8 254H11V255H8L7 253L4 254ZM13 252H14V254L12 256ZM44 252H46V253H44ZM234 252H236V253H234ZM17 253H19L20 255H18ZM166 253L168 254L167 256H166ZM248 254H249V256H248ZM17 255L19 257H17ZM24 256L27 258V260H26V258ZM73 256H75V259H74ZM181 257H183V258H181ZM244 257H246L247 259L244 258ZM14 258H16V259H14ZM20 258H22V259H20ZM60 258H61L62 261H60ZM31 259H33V260L31 261ZM43 259H45V260H43ZM52 259H54V260H52ZM12 260H13V262H12ZM246 260H249V262H246ZM8 261H9V263H8ZM31 263H29V264H31Z\"/></svg>","mask_w":264,"mask_h":264},{"label":"bare ground","instance_id":"obj_2","mask_svg":"<svg viewBox=\"0 0 264 264\" xmlns=\"http://www.w3.org/2000/svg\"><path fill=\"white\" fill-rule=\"evenodd\" d=\"M26 0H2V2H1V5H0V37L2 38L3 36L5 37L6 36V33L9 31V30H11V29H13V28H9V26L10 27H12V23H14V20H15V18L13 17L14 15H15V12H14V10L16 11L18 8H19V10L20 11H16V14H18L19 12L21 13V12H24V9H23V7H25L26 8V6H24V3H27V2H25ZM141 1H143V4H144V2H148V1H146V0H141ZM193 1V0H192ZM200 1V0H199ZM207 1V0H206ZM213 1V0H212ZM223 1V0H222ZM230 1V0H229ZM13 2V4H11ZM125 2H126V0H113V2H110L109 0H32V2H29V3H32V5L33 6H31V4H30V6H31V11H32V15H30V13H29V16H30V18L33 16V15H35L36 14V16L37 15H39V21H41V25L38 23V21H37V23L41 26V44L39 43L38 45L37 44H34V43H32L31 41H30V35H28V34H32V33H28V32H24V33H26L28 36H29V38H27L28 36H26V39H28L27 41H28V43L26 44V45H24L23 43V47H25V46H27V47H25V48H21V49H23V50H21L22 52H24L25 50L24 49H26V55L25 54H23V56L25 57V59L24 60H26V58H29L28 60H34L35 58H36V53H38V55H40L41 54V58H39V59H41V60H44V63H45V59H46V62H47V64H44L43 65V63H41L40 65V68H41V72H40V70H37V72H40L41 74H43L42 72H44V73H46V72H51V71H54V70H56V72L57 71H59L60 72V74H61V76L60 77H62V79H64V80H62L63 81V83H61L62 85L60 86V87H62V88H64V89H68V88H73V89H71L74 93H76V94H78L77 93V88H75L74 86L75 85H77V87H79V84H84V83H87V82H89V83H93V85L101 78V77H103V76H105V73L106 72H108V73H110L111 75H114V74H116L117 75V73L116 72H121V73H123V74H128V75H130V74H133V67L135 66V64L138 62L136 59H134L132 56H130V54H129V52H128V48L129 47H131V45H132V43H131V45H130V42H134L135 43V41H137L136 39H133L132 41H125L124 40V38H122L121 37V30L120 29H114V30H110L109 29V26L108 25H106L105 23L104 24H99L98 25V23L96 22V20H95V22H96V24H97V26L99 27V29L100 28H102V29H104L103 30V35H101V33H99V31H97L98 33V36L100 37V39L99 40H97L96 39V41H94L93 42V40H95V39H89L90 40V42H91V44H90V42H88V39L85 41V42H88L89 44H87V43H85L84 42V40H85V37L84 36H86V35H84V33H86L85 31H84V33H83V31H81L82 30V28L80 29L79 28V26L82 24L83 25V23H81L82 22V20H81V22H79L78 23V21H79V18H81V17H83V16H86V21H84L85 23H84V25L86 24L87 25V22H94V21H89V19L90 18H95V17H99L101 14L103 15V14H106L107 12H110V13H112V12H115V13H118V12H122L124 9H126L125 8ZM149 2H151V0L149 1ZM175 2V1H174ZM188 2V1H187ZM190 2V1H189ZM201 2V1H200ZM210 2H211V0H210ZM216 1H214V2H211L212 4L213 3H215ZM220 2H221V0H220ZM227 2V1H226ZM226 2H221V3H224V6H225V4H226ZM236 2H238V1H236ZM152 3H153V1H152ZM196 3V2H195ZM208 3H209V0H208ZM218 3V4H217ZM216 4L219 6L220 4H219V1L217 2ZM28 4V3H27ZM146 4V3H145ZM177 4V3H176ZM205 4V3H204ZM212 4H210L211 6H212ZM170 5V4H169ZM174 5V4H173ZM199 5V4H198ZM203 5V4H202ZM222 5V4H221ZM230 5H232L231 4V2H230ZM230 5H228V7H230L231 8V6ZM134 6V5H133ZM181 6V5H180ZM190 6V5H189ZM214 6H216V5H214ZM224 6H223V8H224ZM232 6H234V5H232ZM237 6V5H236ZM242 6V5H241ZM28 7V6H27ZM131 7V6H130ZM149 7V6H148ZM186 7V6H185ZM217 7V6H216ZM140 8V7H139ZM151 8H153V7H151ZM182 8V7H181ZM191 8V7H190ZM213 8V7H212ZM219 8V7H218ZM229 8V9H230ZM234 8V7H233ZM236 8V7H235ZM234 8V9H235ZM238 8V7H237ZM33 9V10H32ZM133 9V8H132ZM131 9V10H132ZM176 9V8H175ZM226 9V8H225ZM232 9V8H231ZM134 10H136V9H134ZM139 10V9H138ZM145 10V9H144ZM198 10V9H197ZM208 10V9H207ZM221 10H224V9H221ZM176 11V10H175ZM187 11V10H186ZM232 11L234 12V10L232 9ZM27 12H28V9H27ZM129 12H131V11H129ZM147 12V11H146ZM184 12V11H183ZM208 12H209V10H208ZM217 12V11H216ZM240 12H241V10H240ZM239 12V13H240ZM13 13V14H12ZM25 13V12H24ZM132 13V12H131ZM150 13V12H149ZM153 13V12H152ZM151 13V16L152 15H156V14H152ZM169 13V12H168ZM173 13V12H172ZM171 13V14H172ZM179 13V12H178ZM222 13V12H221ZM235 13L237 14L238 12H237V10L234 12V15H235ZM245 13V12H244ZM135 14H137V13H135ZM140 14H142V13H140ZM144 14H146L145 12H144ZM185 14H186V12H185ZM184 14V15H185ZM210 14V13H209ZM226 14H227V17L225 18V24H226V26L225 27H227L228 26V30H231V29H229V27H231V28H233V29H235V21L237 20H235V18L233 17L234 15H231L230 13H227V11H226ZM233 14V13H232ZM243 13H241V15H242ZM22 15V14H21ZM23 15H25V14H23ZM128 15H129V13H128ZM137 15H139V14H137ZM148 15V14H147ZM147 15H145V17L147 16ZM150 15V14H149ZM160 15V16H159ZM159 15H156V17H160L161 19H162V15H161V13H159ZM178 15V14H177ZM176 15V16H177ZM184 15H182V13H181V16H184ZM187 15V14H186ZM189 15V14H188ZM193 15V14H192ZM238 15V14H237ZM28 16V17H29ZM36 16H33L34 18L33 19H35L36 18ZM89 17V19H88V17ZM126 16V15H125ZM132 16V15H131ZM136 16V15H135ZM139 16H142V15H139ZM164 16H166V13H165V15H163V19H164ZM172 16V15H171ZM170 16V17H171ZM173 16H174V14H173ZM172 16V17H173ZM175 16V17H176ZM181 16H180V18H181ZM190 16V15H189ZM199 16H201V15H199ZM217 16V15H216ZM220 16H221V14H220ZM239 16V15H238ZM238 16H236V17H238ZM105 17V16H104ZM117 17V16H116ZM124 17V16H123ZM136 17H138V16H136ZM167 17H168V15H167ZM172 17H171V19H172ZM179 17V16H178ZM190 17H192V16H190ZM241 17V16H240ZM239 17V18H240ZM242 17H243V15H242ZM241 17V18H242ZM17 18V17H16ZM23 18V17H22ZM22 18H19V20H21ZM30 18H28V19H24L25 21L26 20H28V21H26V24L29 22V21H31V19ZM38 18V17H37ZM84 18H82V19H84ZM128 17H126V19H127ZM142 18V17H141ZM159 18V19H160ZM166 18V17H165ZM177 18V17H176ZM189 18V17H188ZM23 19H22V21H23ZM30 19V20H29ZM84 19V20H85ZM129 19H131V18H129ZM151 19H156V18H152L151 17ZM158 19V18H157ZM168 19H170V18H168ZM168 19L166 20L167 22H168ZM170 19V20H171ZM182 19V18H181ZM186 19V18H185ZM194 19V18H193ZM196 19V18H195ZM202 19V18H201ZM214 19V18H213ZM122 20H124V19H122ZM136 20V19H135ZM174 22H175V19H172ZM190 20V19H189ZM204 20V19H203ZM203 20H202V22H203ZM208 20H210V18L208 19ZM214 20H216V19H214ZM220 20V19H219ZM235 20V21H234ZM239 21H240V19H238ZM33 21V20H32ZM31 21V22H32ZM130 21V20H129ZM132 21V20H131ZM141 21H143V23H144V20H141ZM181 21V20H180ZM188 21V20H187ZM200 21V20H199ZM198 21V22H199ZM241 21H242V19H241ZM240 21V23H242ZM12 22V23H11ZM17 22H18V20H17ZM17 22L15 23V24H17ZM100 23H101V21H99ZM155 22H157V21H155ZM162 22V21H161ZM161 22H160V24H161ZM172 22V21H171ZM177 22V21H176ZM176 22L175 23H172V25H173V27H174V24H176ZM179 22V21H178ZM182 22H184V20L182 21ZM192 22H195V23H198L197 22V20L196 21H192ZM192 22H189L188 21V23H185V24H187V26H188V24L189 23H192ZM213 22V21H212ZM216 22V21H215ZM11 23V24H10ZM23 23H25V22H23ZM158 23V22H157ZM195 23H192V24H195ZM199 23H201V22H199ZM198 23V24H199ZM206 22H203V24H205ZM209 23H210V27H214V26H216V25H212L211 24V22L209 21ZM236 23H237V21H236ZM14 24V25H15ZM20 24H22V22H20ZM30 24H32V26H34L33 25V23H30ZM78 24H79V26H78ZM95 24V25H96ZM126 24V23H125ZM128 24V23H127ZM131 24V23H130ZM129 24V25H130ZM139 24V23H138ZM142 24V23H141ZM146 24V23H145ZM151 24V23H150ZM164 24H165V21H164ZM167 24H169V22L167 23ZM178 24V23H177ZM215 24V23H214ZM216 24H218V23H216ZM220 24H221V22H220ZM246 24V23H245ZM18 25V24H17ZM17 25H15V26H17ZM24 25V24H23ZM83 25V26H84ZM90 25V24H89ZM92 25H94V24H92ZM91 25V26H92ZM129 25L127 26V27H129ZM134 25V24H133ZM142 25H144V24H142ZM159 25V24H158ZM172 25H171V27H172ZM191 25V24H190ZM238 26H239V28H244V26L245 25H243V26H241L240 27V24L238 23L237 24ZM242 25V24H241ZM22 26V25H21ZM83 26H80V27H83ZM96 26V27H97ZM136 25H134L133 26V28L135 27ZM146 26V25H145ZM149 26V28H150V25H148ZM147 26V27H148ZM160 26V25H159ZM176 26V25H175ZM185 26V25H184ZM195 26V25H194ZM201 27H202V24L200 25ZM204 27L206 26V24L205 25H203ZM209 26V25H208ZM206 27V28H208V29H210V27ZM221 26H222V24H221ZM247 26V25H246ZM6 27H8L9 28V30L6 28ZM14 27V26H13ZM22 27H24V26H22ZM84 27H86V26H84ZM94 27V26H93ZM96 27H94L95 29H96ZM97 27V28H98ZM131 27V26H130ZM163 27V26H162ZM166 27V26H165ZM169 27L170 26H168V28H167V30L169 29ZM179 27V26H178ZM181 27H182V25H181ZM193 27V25L191 26V28ZM219 27V26H218ZM218 27H216V32H220V33H222L221 32V30L220 31H218ZM3 28H5L4 29V31L5 30H8L6 33H1L3 30ZM21 28V27H20ZM94 28H93V30H94ZM123 28V27H122ZM133 28H131L130 30H132ZM141 28V27H140ZM165 28V29H166ZM175 28V27H174ZM177 28V27H176ZM183 28V27H182ZM187 28V27H186ZM189 28H190V26H189ZM222 28H223V26H222ZM242 28V29H243ZM248 28V27H247ZM16 29V28H15ZM30 29V28H29ZM34 29H35V27H34ZM86 29L88 30V29H90V28H87L86 27ZM92 29V28H91ZM151 29V28H150ZM194 29H195V27H194ZM199 29H201V28H199ZM208 29H205V30H208ZM221 29V28H220ZM226 29V28H225ZM226 29V31H228ZM28 30V25H27V29H26V31ZM128 30V29H127ZM130 30H129V32H130ZM144 30V29H143ZM147 30V29H146ZM146 30H144V32L146 31ZM153 30V29H152ZM173 30H175V29H171L170 31H173ZM180 30H181V28H180ZM192 30V29H191ZM203 30V29H202ZM215 30V29H214ZM223 31H224V28L222 29ZM237 30V29H236ZM244 30H246V29H244ZM18 31V30H17ZM16 31V32H17ZM23 31H25V30H23ZM89 31H91V30H89ZM105 31V32H104ZM133 31H134V33L136 32L137 34H139L138 33V31H135V29H133ZM147 31H149V30H147ZM166 31V30H165ZM164 31V29L163 28H160V27H158V26H155L154 27V35L156 36V38H158V40L163 44V46L165 47V49L168 51V52H170V51H172V52H175V50L177 49H175V42L173 43V42H170V41H168V35H169V31H167L168 32V34H166V32ZM188 30H186L185 29V31H184V33L186 34V33H189V32H187ZM194 31V30H193ZM192 31V32H193ZM209 31V30H208ZM208 31H206V32H208ZM210 31H213L212 29L210 30ZM226 31L224 32V33H226ZM238 31V30H237ZM12 32V31H11ZM13 32H15V31H13ZM12 32V33H13ZM16 32L14 33V35H16ZM95 33H96V31H94ZM123 32H125V31H123ZM128 32V31H127ZM175 32H177V31H175ZM174 31L172 32L173 34H176ZM178 32H180V34H182L181 33V31H179V29H178ZM178 32H177V34H178ZM192 32H191V34H192ZM200 32V31H199ZM234 32V34H235V31H233ZM243 32H245V31H243ZM242 32V33H243ZM9 33V32H8ZM8 33H7V35H8ZM18 33H23V32H21L20 30H19V32ZM39 33V32H38ZM89 33V32H88ZM94 33V36H97L96 34ZM147 33V32H146ZM145 33V34H146ZM149 33V32H148ZM147 33V34H148ZM209 33V32H208ZM210 33H212V32H210ZM209 33V34H210ZM214 33V32H213ZM229 33V32H228ZM1 34H3V35H1ZM5 34V35H4ZM87 34V33H86ZM90 34H93V31H92V33H90ZM107 34V35H106ZM129 34H133L132 32L131 33H129ZM137 34H133L135 37H136V35ZM144 34V35H145ZM150 34V33H149ZM172 34V35H173ZM180 34H178V35H180ZM190 34V33H189ZM189 34L187 35V37L189 36ZM190 34V35H191ZM223 34V33H222ZM221 34V35H222ZM231 34H232V32H231ZM246 34V33H245ZM13 34H10V36H12ZM21 35V34H20ZM20 35L18 36V38L20 37ZM33 35V34H32ZM88 35V34H87ZM101 35V36H100ZM122 35H124V37H125V34H122ZM184 35V34H183ZM194 35V34H193ZM199 35V34H198ZM217 34L215 33V36H216ZM220 35V36H221ZM224 35V34H223ZM237 35V34H236ZM133 37L132 35H129L128 37ZM147 36V35H146ZM186 36V35H185ZM201 36H202V34H201ZM200 35H199V38L198 39H201L200 37H201ZM203 36H204V34H203ZM247 36V35H246ZM249 36H251L252 37V34L251 35H249ZM21 37H24L25 38V36H22L21 35ZM127 37V38H128ZM130 37V38H131ZM135 37H133V38H135ZM140 37V36H139ZM148 37V36H147ZM146 37V40L148 39L149 40V38L150 39H152L151 37H150V35H149V37L147 38ZM154 37V36H153ZM196 37V35L194 36V38ZM212 37V36H211ZM224 37V36H223ZM228 37H229V34H228ZM232 37V36H231ZM234 37V36H233ZM232 37V38H233ZM238 37V36H237ZM241 37V36H240ZM17 38V39H18ZM23 38V39H24ZM90 38V37H89ZM98 38V37H97ZM126 38V39H127ZM173 38V37H172ZM175 38H177L178 39V37H175ZM180 38H182L181 36H180ZM185 38V37H184ZM184 38H182L183 40H184ZM189 38V39H188ZM188 38H185V40L183 41V42H185L186 41V39H188V40H191L192 41V38H193V36L192 37H188ZM193 38V39H194ZM203 38H206V37H202V39ZM210 38V37H209ZM218 38L220 39L221 37H219L218 36ZM5 39H7V38H5ZM21 39V38H20ZM32 39V38H31ZM39 39V38H38ZM141 39V38H140ZM170 39V38H169ZM216 39V38H215ZM219 39H217V40H219ZM229 39H230V37H229ZM237 39V38H236ZM245 39H248L247 37L246 38H242V41H243V43H245L244 41H245ZM251 39H253L254 40V38H251ZM251 39H250V41H251ZM33 40V39H32ZM142 40V39H141ZM143 40H145V38L143 37ZM142 40V41H143ZM145 40V41H146ZM154 40H156V39H154ZM154 40H152V43H153V41ZM176 40V39H175ZM178 40H180L181 41V39H178ZM195 40V39H194ZM205 40V39H204ZM239 40V39H238ZM238 40H237V42H238ZM249 40V39H248ZM256 40V39H255ZM6 41V40H5ZM26 41V40H25ZM145 41H144V43H145ZM208 41V40H207ZM206 41V42H207ZM211 41V40H210ZM261 41V40H260ZM259 41V42H260ZM1 42V41H0ZM4 41H2V43H3ZM10 42V41H9ZM140 42V41H139ZM139 42L137 41L136 43H138L139 44ZM149 42H150V40H149ZM183 42H182V44H180L179 45V41H178V43H177V46L178 47H180L181 45H182V47H181V49L183 48ZM195 42V41H194ZM200 42H202V40L200 41ZM203 42H205V41H203ZM224 42V41H223ZM230 42V41H229ZM259 42H256V43H259ZM262 42V41H261ZM133 43V44H134ZM143 43V42H142ZM142 43H141V46H139V47H142ZM143 43V44H144ZM151 43V44H152ZM154 43H157V42H154ZM186 43V42H185ZM192 43V42H191ZM196 43V42H195ZM214 43V42H213ZM219 43V42H218ZM222 43V42H221ZM227 43V42H226ZM247 43H248V45H249V43H251V42H249V41H247ZM262 43H264V42H262ZM10 44V43H9ZM17 44H19L18 42H17ZM20 44H21V42H20ZM146 44H147V41H146ZM205 44V43H204ZM206 44H208V43H206ZM217 44V43H216ZM223 44V43H222ZM225 44V43H224ZM230 44V43H229ZM40 45H41V47H40ZM153 45V44H152ZM186 45V44H185ZM187 45H188V43H187ZM193 45V44H192ZM202 45V44H201ZM212 45H214V44H212ZM211 45V46H212ZM226 45V44H225ZM228 45V44H227ZM258 45V44H257ZM1 46V45H0ZM20 45H18V47H19ZM154 46H156V45H154ZM158 46H161V45H158ZM157 46V47H158ZM205 46H207V45H205ZM209 46H210V43H209ZM220 46H222V45H220ZM229 46V45H228ZM227 46V47H228ZM254 46V45H253ZM253 46H251V47H253ZM256 46V45H255ZM17 47V46H16ZM15 47V48H16ZM20 47H22V45L20 46ZM57 47H58V51L59 50H62L64 53H65V55L68 57V62L67 61H64L66 64L64 65L63 63L61 64V63H59V64H61L62 65V67H61V65L60 66H58L55 62L56 61H58V62H60V61H62V60H60V59H62V58H57L56 57V55L54 56V57H56V59H58V60H56V61H53L52 59H50V58H53V56L51 57V55L53 54V52L55 51V49L57 50ZM139 47H137L138 49H140ZM185 47V46H184ZM190 46L188 45L186 48H189ZM199 47H204V45L203 46H199ZM208 47V46H207ZM216 47V46H215ZM219 47V46H218ZM224 47V46H223ZM226 47V48H227ZM230 47H231V45H230ZM250 47V46H249ZM248 47V48H249ZM264 47V46H263ZM136 48V49H137ZM156 48V47H155ZM159 48V47H158ZM161 48V47H160ZM186 48H184V49H186ZM195 48V49H194ZM209 48V47H208ZM211 48V47H210ZM212 48H214V47H212ZM234 48H235V46H234ZM233 48V49H234ZM238 48V47H237ZM41 49V50H40ZM135 49V50H136ZM193 49L194 50H196V47H193ZM205 49V48H204ZM228 49H229V47H228ZM231 49V48H230ZM243 49V48H242ZM253 49V48H252ZM259 49V48H258ZM52 50H54V51H52ZM96 50V51H95ZM102 51V52H100V51ZM149 50H150V48H149ZM157 50V49H156ZM178 50H180V49H178ZM189 52H193V51H190L189 49H187ZM187 50H182V52L183 53H185ZM191 50H192V48H191ZM209 50V49H208ZM219 50H223V49H219ZM239 50H241V49H239ZM261 50V49H260ZM16 51V50H15ZM20 51V50H19ZM37 51V52H36ZM56 52V53H58V54H60L59 52ZM103 51L105 52V53H103ZM129 51H131V49L129 50ZM139 51V50H138ZM141 51H142V49H141ZM148 51V50H147ZM151 51V50H150ZM159 51H160V49H159ZM159 51H157V53H158V56H160V54H159ZM211 51H212V49H211ZM215 51V50H214ZM220 51V52H221ZM235 51V50H234ZM242 51V50H241ZM241 51H239V52H241ZM249 51V50H248ZM264 51V50H263ZM18 52V51H17ZM51 52H52V54H51ZM96 52V53H95ZM98 52V53H97ZM99 52H100V54H99ZM140 52V51H139ZM138 52V53H139ZM154 52V51H153ZM181 52V51H180ZM196 52V51H195ZM197 52H199L200 53V51H197ZM208 52V51H207ZM213 52V51H212ZM211 52V53H212ZM216 52V51H215ZM217 52H218V50H217ZM224 52V51H223ZM228 52H230L231 53V51H228ZM237 52H238V50H237ZM237 52H235V53H231V54H235V56H236V53ZM245 52V51H244ZM256 52V51H255ZM18 53H20V52H18ZM55 53V52H54ZM101 53H103V54H105V55H101ZM137 53V52H136ZM135 53V54H136ZM165 52H163L162 54H161V56L162 57H164L165 56V54H164ZM171 53V52H170ZM176 53V52H175ZM202 53V52H201ZM201 53L199 54V55H201ZM226 53V52H225ZM224 53V54H225ZM249 53V52H248ZM260 53V52H259ZM258 53V54H259ZM51 54V55H50ZM147 54V53H146ZM177 54V53H176ZM186 54V53H185ZM185 54H183V55H185ZM187 54H189L188 52H187ZM186 54V55H187ZM194 54V53H193ZM204 53H202V55H203ZM207 54V53H206ZM205 54V55H206ZM218 54V53H217ZM220 54V53H219ZM261 54V53H260ZM259 54V55H260ZM21 55V54H20ZM37 55V56H38ZM54 55V54H53ZM64 55V54H63ZM62 55V56H63ZM145 55V54H144ZM143 55V56H144ZM150 56L149 57H145L144 59H146V69H145V71H147L146 72V74H144L146 77H148L149 79H150V81H154L155 80V78L154 77H157L158 78V76H155L156 75V71H155V68H156V59L154 60V58H152V54H149ZM154 55V54H153ZM175 55V54H174ZM183 55H181V56H183ZM190 55V54H189ZM198 55V54H197ZM208 55H210L211 56V54H208ZM205 56V57H209V56ZM214 55L215 54H213V56H211L212 58H214ZM238 55H240V60L242 59V57H241V55H244L243 53H241V54H239L238 53ZM246 55V54H245ZM108 56H111V57H108ZM154 56H157L156 54L154 55ZM153 56V57H154ZM157 56V57H158ZM167 56V55H166ZM177 56V55H176ZM194 56V55H193ZM204 56V55H203ZM216 56V55H215ZM221 56H223L222 54H221ZM227 56V55H226ZM232 56V55H231ZM39 57V56H38ZM37 57V58H38ZM45 58V59H42V58ZM141 57V56H140ZM161 57V58H162ZM172 57V56H171ZM178 58H176V57H172V58H176V60H171V61H163V67L164 68H166V74L164 75V76H167V77H165L166 79L168 78V80H163V81H169L168 82V85H178V83L180 82L179 81V79L181 78L180 76H181V73H182V71H183V68H180L178 65H180V64H184L183 66H188V71H186L185 73H187V72H189V74H190V76L191 75H193L192 77H191V79H190V81L189 80H181L182 81V87H183V85H184V87H187L188 86V88L190 87V89H193V91L195 90V92H196V94H197V97L199 98L200 97V100H201V97H204V98H207V96L209 97H211V101L213 102L215 99H218L217 98V95H219V93H220V95L222 94L221 92H223L224 90H226L227 91V96L226 97H224L223 96V98H226L227 100L228 99H232L233 100V98H235V96H233L234 94H236V92H233L232 90H230V82L229 81H227V79L226 78H222V79H217L216 81L214 80L215 78H214V76H216V75H219V72H220V74H222L221 73V71H219V70H216V69H210L209 67H207V64L205 65H203V63L202 64H199V68H197V66L195 67V66H193V63L191 62V61H194V60H187V58L189 57L188 55H187V58L186 57H180V56H177ZM199 57V56H198ZM210 57V58H211ZM219 57H220V55H219ZM253 56H251L250 58L251 59H253L252 58ZM260 58H261V56H259ZM22 58V57H21ZM36 58V59H37ZM66 58V57H65ZM136 58H137V56H136ZM165 58V57H164ZM168 58V57H167ZM180 58L182 59V58H184V59H182V60H180ZM190 58V57H189ZM188 58V59H189ZM201 58H202V56H201ZM229 58V57H228ZM244 58H246V57H244ZM255 58H257V57H255ZM35 59V60H36ZM55 59V58H54ZM64 59V58H63ZM143 59V58H142ZM177 59H179V61L177 60ZM194 59V58H193ZM220 59V58H219ZM219 59L217 60V61H219ZM231 59H232V57H231ZM230 59V60H231ZM234 59H236L235 57H234ZM23 60V61H24ZM28 60H26V62L28 61ZM34 60V62L35 63H37V66H39V62H37V60L35 61ZM41 60H39V61H41ZM48 60V61H47ZM139 60V59H138ZM164 60V59H163ZM168 60V59H167ZM185 60V61H184ZM211 60H213V59H211ZM221 60H224V56H223V59H221ZM227 60V59H226ZM229 60V59H228ZM227 60V62H229ZM239 60V59H238ZM260 60V63H261V59H259ZM197 61H198V58H197ZM197 61H196V63H197ZM207 61V60H206ZM210 61V60H209ZM214 61V60H213ZM212 61V62H213ZM225 61V60H224ZM234 61V60H233ZM236 61V60H235ZM247 61H248V59H247ZM250 61V60H249ZM26 62H20V63H25V65L27 64ZM30 61H28V63H29ZM34 62H32L31 64L33 65H35V63ZM42 62V61H41ZM57 62V63H58ZM144 62V61H143ZM214 62H216V61H214ZM226 62V61H225ZM224 62V63H225ZM241 62V61H240ZM252 62H254L255 63V61H254V59H253V61ZM251 62V63H252ZM257 62H258V60H257ZM19 63V62H18ZM162 62H160V64H161ZM172 63H174L175 65H177L176 66V69H174V68H170L169 66L172 64ZM238 63V62H237ZM242 63H244L243 61H242ZM250 63V64H251ZM264 63V62H263ZM138 65H139V63H137ZM160 64H157V65H160ZM198 64V63H197ZM217 64V63H216ZM253 64V63H252ZM251 64V65H252ZM257 65L259 64V62L258 63H256ZM31 65V66H32ZM138 65H137V67H138ZM143 65V64H142ZM154 65H155V68H154ZM196 65V64H195ZM210 65V64H209ZM208 65V66H209ZM212 65V64H211ZM210 65V66H211ZM221 65V64H220ZM229 65L230 66H232L230 63H229ZM236 65V64H235ZM248 65V64H247ZM251 65H250V71L252 70L251 69ZM21 66H22V64H21ZM21 66H18V68H20ZM36 66V65H35ZM36 66V67H37ZM162 65H160V67H161ZM214 66V65H213ZM227 66V65H226ZM225 66V67H226ZM238 66V65H237ZM242 66V65H241ZM244 66H246V65H244ZM260 66V64L258 65V67ZM29 66H27L26 65V68L29 70V68H28ZM33 67V66H32ZM136 67V66H135ZM134 67V68H135ZM137 67H136V72H137ZM141 67V70L143 69L142 68V66H140ZM139 67V68H140ZM212 67V66H211ZM223 67H224V65H223ZM234 66H232L231 68H233ZM236 67V66H235ZM234 67V68H235ZM248 67H249V65H248ZM253 67H255V64L253 65ZM252 67V68H253ZM263 67H264V64H263ZM15 68V67H14ZM34 68V67H33ZM38 68V67H37ZM158 68H159V66H158ZM158 68H156V69H158ZM195 68H197V69H201V71H202V73L201 74H197L195 71H194V69ZM233 68V69H234ZM238 68V67H237ZM236 68V69H237ZM240 68V67H239ZM246 68H247V66H246ZM22 69H23V66H22ZM171 69H173V70H175V74L174 73H171ZM235 69V70H236ZM249 69V68H248ZM247 69V70H248ZM257 68L255 67L254 68V70H256ZM16 70V68L14 69V71ZM26 70V69H25ZM140 70V71H141ZM159 71H160V69H158ZM161 70H162V68H161ZM185 70V69H184ZM220 70H222V69H220ZM228 70H230V68H228ZM227 70V71H228ZM234 70V71H235ZM242 70H244V68H242ZM253 70V71H254ZM262 70V69H261ZM13 71V70H12ZM18 71H21V70H17V72ZM155 71V72H154ZM158 71V72H159ZM237 71V70H236ZM235 71V72H236ZM239 72H242L241 70H238ZM256 71H258V69L256 70ZM22 72H25V71H23L22 70ZM22 72H21V74H22ZM30 72H31V70H30ZM35 72V71H34ZM58 72V73H59ZM142 72H143V70H142ZM174 72V71H173ZM222 72H223V70H222ZM233 72V71H232ZM231 71L229 72L230 74H232V76L234 75L233 73H232ZM244 72L246 73V71L244 70ZM248 72H249V70H248ZM264 72V71H263ZM39 73V74H40ZM108 73H106V75L108 74ZM139 73V72H138ZM165 73V72H164ZM225 73V72H224ZM223 73V74H224ZM228 73V74H229ZM20 74V73H19ZM27 74H28V72H27ZM33 75V72L32 73H30V75ZM35 74H37V73H35ZM38 74V75H39ZM41 74H40V76H41ZM51 74V73H50ZM56 74V73H55ZM59 74V75H60ZM120 74V73H119ZM118 74V76H120ZM226 74V73H225ZM227 74V75H228ZM244 74V73H243ZM57 75V74H56ZM157 75H160V72H159V74H157ZM162 75V74H161ZM175 75V76H174ZM184 74H182V76H183ZM241 75H242V73H241ZM246 75H248V73H246ZM46 76V75H45ZM45 76H43V77H45ZM48 76V75H47ZM71 76H74L73 78L71 77ZM110 75H108V77H109ZM111 77V79H112V81H111V85H109L108 86V90H109V92H110V95H112L111 97H113L114 96V98L116 97L117 98V100H118V97H121V98H126V99H128L127 101H129L130 103H131V105L133 106V105H137L136 107H138L136 110L138 111L137 112V116H138V113L140 114V116H145V118H148V119H150V118H152V117H154V116H157L158 118H160V120H163V121H166L165 122V124L160 128V131H162V133L161 134H154V135H156V136H162L163 134L164 135H166L167 137H168V140H167V138L166 139H164V140H167L169 143H175L177 146H179V148H178V150H180V151H183V155L185 156V159H186V157H187V159H190V160H192V159H197L198 157H200V155H199V153H197L194 149H193V146L191 145V143L189 144L188 143V140H187V138L186 137H183L184 136V128L185 127H183V125H184V122H186L187 123V121L185 120L187 117V115L184 117V119L183 120H185L184 122H183V120H182V123L180 122V116H184L185 115V113H186V111H187V106H183L182 108H180L179 107V109L178 108H173V106L172 105H170L169 104V102L172 100V99H174V98H172L171 100H169V102L167 101V100H165L164 99V94L161 96V99H164V101L162 100V101H159L160 99H158L157 101L158 102H154L153 100H154V94H152L153 92H151L150 90L149 91H143L145 88H143V86H141L142 88H143V90L141 89V91H139V90H137L138 88H136V84H135V82H133V81H130V80H126L125 79V76H124V79H122V78H120V77ZM123 76V75H122ZM180 77L179 79H177V77ZM243 76H245V74L243 75ZM243 76L241 77V78H243ZM257 76V75H256ZM30 77H32V76H30ZM34 77H36V75L34 76ZM39 77V76H38ZM51 77V76H50ZM49 77V78H50ZM59 77V76H58ZM127 77V76H126ZM135 77V76H134ZM185 77V76H184ZM237 77H239L240 78V75L239 76H237ZM260 77V76H259ZM40 79L42 78V76L41 77H39ZM160 78H161V76H160ZM160 78H159V80H160ZM163 78V77H162ZM161 78V79H162ZM187 78V77H186ZM217 78V77H216ZM220 78V77H219ZM245 78V77H244ZM39 79V80H40ZM43 79V78H42ZM45 79V78H44ZM46 79H48V78H46ZM104 79V78H103ZM101 80V84H102V82H104V80ZM144 79H145V77H144ZM254 79V78H253ZM57 80H59V79H57ZM136 80H137V78H136ZM135 80V81H136ZM146 80V79H145ZM222 80V81H221ZM239 80V79H238ZM243 80H245V79H243ZM141 81V83H142V80H140ZM139 80L137 81V82H140ZM248 81V80H247ZM250 81V80H249ZM41 82H43V81H41ZM40 82V83H41ZM45 82H46V80H45ZM51 82V81H50ZM147 82H148V80H147ZM233 82V81H232ZM44 83V82H43ZM260 83V82H259ZM45 84V83H44ZM48 84V83H47ZM99 84V83H98ZM137 84H139V83H137ZM152 84V83H151ZM155 84V83H154ZM163 84V83H162ZM237 84V83H236ZM235 84V85H236ZM240 84V83H239ZM242 84V83H241ZM240 84V85H241ZM261 84V83H260ZM264 84V83H263ZM97 85V84H96ZM147 85V84H146ZM180 85V86H181ZM238 85V84H237ZM244 85V84H243ZM248 85V84H247ZM246 85V87L248 88L249 86H247ZM41 86L43 87L44 85H42V83H41ZM47 86V85H46ZM139 86V85H138ZM149 86H151L150 88H152V86L153 85H149ZM166 86V85H165ZM41 87V88H42ZM87 87V86H86ZM97 87V86H96ZM145 87V86H144ZM251 87V86H250ZM46 88V87H45ZM168 88H169V86H168ZM175 88V87H174ZM180 88V87H179ZM233 88V87H232ZM84 89V88H83ZM139 89H140V87H139ZM147 89H149V87L147 86V88L145 89V90H147ZM154 89V88H153ZM215 89L217 90V91H215ZM262 89H263V87H262ZM48 90V89H47ZM47 90H45V91H47ZM179 90V89H178ZM181 90V89H180ZM235 90V89H234ZM238 90V89H237ZM247 90V89H246ZM260 90V89H259ZM264 90V89H263ZM187 91H188V89H187ZM186 90L184 91V93L185 92H187ZM190 91V90H189ZM242 91V90H241ZM183 92V91H182ZM45 93H48V92H45ZM49 93H50V91H49ZM48 93V94H49ZM51 93H52V91H51ZM155 93V92H154ZM158 93V92H157ZM159 93H160V91H159ZM165 93V92H164ZM177 94L179 93L180 94V92H176ZM184 93H182V94H184ZM192 93V92H191ZM244 93H246V92H244ZM249 92H247V94H248ZM250 93H253V92H250ZM261 93V92H260ZM44 94V93H43ZM168 94V93H167ZM170 94V93H169ZM186 94V93H185ZM223 94H224V92H223ZM237 94H239V93H237ZM241 94H242V92H241ZM51 95V94H50ZM54 96L56 95L55 93L53 94ZM52 95V96H53ZM153 95V96H152ZM245 95V94H244ZM250 95V94H249ZM254 95V94H253ZM252 95V96H253ZM49 96V95H48ZM170 96V95H169ZM168 96V97H169ZM178 98H179V96L178 95H176ZM187 95H185V97H186ZM191 96V95H190ZM195 95H193V97H194ZM243 96V95H242ZM255 96V95H254ZM262 96V95H261ZM68 97V96H67ZM96 97H98L97 95H96ZM96 97H94V99H97ZM110 97V98H111ZM157 97H158V95H157ZM160 97V96H159ZM158 97V98H159ZM176 97V98H177ZM184 97V96H183ZM196 97V98H197ZM259 97V96H258ZM258 97H255L256 98V100L255 99H253V101L255 100V101H257V98ZM52 98V97H51ZM105 98V97H104ZM113 98V99H114ZM115 98V99H116ZM156 98V97H155ZM166 98V97H165ZM171 98V96L169 97V99ZM178 98H177V101H178ZM195 98V99H196ZM222 98V99H223ZM237 98V97H236ZM254 98V97H253ZM259 98H261V97H259ZM258 98V99H259ZM264 98V97H263ZM53 99H55V98H53ZM93 100V98L91 97H89V100ZM102 99V98H101ZM108 99H109V97H108ZM108 99H106V100H108ZM112 99V100H113ZM168 99V98H167ZM182 99V98H181ZM190 99H191V97H190ZM194 99V98H193ZM194 99V100H195ZM241 99V98H240ZM243 100H245L244 98H242ZM122 100V99H121ZM175 100V99H174ZM184 100V99H183ZM197 100V99H196ZM203 100H207V99H203L202 98V100H201V102L203 101ZM209 100V99H208ZM207 100V101H208ZM226 100V101H227ZM248 100H250V99H248ZM247 100V102H249ZM252 100V99H251ZM56 101H59L58 99L56 100ZM116 101V100H115ZM125 101V100H124ZM177 101L175 100V102H176V105L178 104L177 103ZM179 101H181V100H179ZM178 101V102H179ZM185 101V100H184ZM190 101H193V100H190ZM229 101V100H228ZM52 102H53V100H52ZM105 102V101H104ZM108 102V101H107ZM107 102H106V104H107ZM110 102H111V99H110ZM113 102V101H112ZM126 102V101H125ZM124 102V103H125ZM173 103H174V101H172ZM183 102V101H182ZM181 102V103H182ZM196 102V101H195ZM198 102V101H197ZM206 102V101H205ZM217 102H219L220 103V98H219V101H217ZM217 102H215V103H217ZM245 103H246V101H244ZM51 103V102H50ZM98 103L99 102H97V104L96 105H98ZM116 103H118L117 101H116ZM115 103V104H116ZM128 103V102H127ZM171 103V102H170ZM173 103H171V104H173ZM180 103V102H179ZM184 103V102H183ZM187 103V102H186ZM198 103H200V101L198 102ZM218 103V104H219ZM226 103V102H225ZM260 103V102H259ZM262 103V102H261ZM264 103V102H263ZM263 103H262V105H263ZM42 104H45V103H43L42 102ZM54 104V103H53ZM82 104H84V103H82ZM95 104V103H94ZM93 104V105H94ZM100 104V103H99ZM112 104H114V102L113 103H111V105ZM114 104V105H115ZM122 102H121V104H120V101H119V105H121V108L120 107H118L117 105V107L118 108H120L123 112H125V110H127V109H124L123 107H122ZM129 104V103H128ZM187 104H189V103H187ZM186 104V105H187ZM191 104H193V102L191 103ZM202 104V103H201ZM210 104L211 103H209V108H210ZM213 104V103H212ZM250 104H251V102H250ZM255 104H257L256 102H255ZM55 105V104H54ZM109 105V104H108ZM125 105V104H124ZM123 105V106H124ZM175 105V104H174ZM179 105H181V104H179ZM185 105V104H184ZM194 105V104H193ZM198 105V104H197ZM200 105V104H199ZM217 105V104H216ZM259 105H261V104H259ZM43 106H45V105H43ZM47 106V105H46ZM45 106V107H46ZM56 106V105H55ZM57 106L59 107V104L57 103ZM60 106H61V104H60ZM84 106V105H83ZM89 106V105H88ZM90 106H92V105H90ZM106 106V105H105ZM110 106V105H109ZM113 106V105H112ZM112 106H110L111 107V109L113 108ZM182 106V105H181ZM203 106V105H202ZM206 106H208L207 104H206ZM205 106V107H206ZM213 106V105H212ZM211 106V107H212ZM215 106V105H214ZM251 106V105H250ZM48 107V106H47ZM86 107V106H85ZM101 107H102V104H101ZM100 107V108H101ZM107 107V106H106ZM106 107H102L103 109L102 110H104ZM126 107H129V105L128 106H126ZM175 107V106H174ZM197 107H199V106H197ZM225 107V106H224ZM227 107V106H226ZM249 107V106H248ZM254 107V106H253ZM44 108V107H43ZM62 108V107H61ZM94 108H95V105H94ZM93 108V109H94ZM116 108V107H115ZM114 108V109H115ZM130 108V107H129ZM196 108V107H195ZM218 108L219 107H217V110H218ZM235 108H236V105H234V104H230L229 106H228V113H229V117H230V121L228 122L230 125H231V130H232V128H237L238 129V131L240 130V127L241 128H245V125H244V121L242 122V121H240L239 119H238V115L235 113ZM257 108V107H256ZM259 108V107H258ZM262 108V107H261ZM260 108V109H261ZM59 109H60V107H59ZM81 109V108H80ZM108 109V108H107ZM132 109V108H131ZM191 109V108H190ZM197 109V108H196ZM199 109H200V107H199ZM202 109V108H201ZM200 109V110H201ZM206 109H208V108H205V110ZM211 109V108H210ZM213 109V108H212ZM211 109V110H212ZM221 109H223V106L221 107ZM2 110H3V108H2ZM1 110V111H2ZM64 110V109H63ZM67 110V109H66ZM87 110V109H86ZM101 110V111H102ZM130 109H128V113H127V116L126 117H130L131 116V114H132V112L134 111V109L133 110H131L132 112L129 114V111ZM194 110V109H193ZM205 110H204V108H203V110H201L202 112L204 111L205 112ZM227 110V109H226ZM226 110H223V111H226ZM5 111V110H4ZM62 111V110H61ZM69 111V110H68ZM93 112H94V110H92ZM95 111H97V110H95ZM106 111V110H105ZM108 111V110H107ZM110 111H112V110H110ZM121 111V112H122ZM190 111H192V110H190ZM207 111V110H206ZM223 111L221 112V114L223 113ZM253 111V110H252ZM6 112V111H5ZM89 112H90V110H89ZM93 112L91 113V115L93 114ZM113 113L115 112V111H112ZM144 112V113H143ZM148 112V113H147ZM199 112V111H198ZM197 112V113H198ZM220 112V111H219ZM251 112V111H250ZM249 112V113H250ZM97 113V112H96ZM102 113V112H101ZM109 112H107V114H108ZM113 113H109V114H113ZM136 113V112H135ZM195 113V112H194ZM217 113V112H216ZM226 113V112H225ZM241 112H239V114H240ZM8 114V113H7ZM64 114V113H63ZM66 114H67V112H66ZM193 114V113H192ZM191 114V115H192ZM212 115V112L210 113L209 112V115ZM70 115V113L68 114V116ZM95 115V114H94ZM116 114L114 113V116H115ZM125 115H126V113H125ZM134 115V114H133ZM190 115V114H189ZM206 115H207V113H206ZM219 115V114H218ZM224 115V114H223ZM225 115H227V114H225ZM236 115V116H235ZM261 115V114H260ZM96 116H97V114H96ZM95 116V117H96ZM110 115H107V117L108 118H110L109 117ZM113 116V115H112ZM193 116H195V114L193 115ZM238 116V117H237ZM10 117H12V116H10ZM90 117V116H89ZM94 116L92 117V120L94 121L95 120V123H97L96 122V118H95ZM104 117V116H103ZM106 117V116H105ZM106 117V118H107ZM128 117V118H129ZM133 117V116H132ZM189 117V116H188ZM197 117V116H196ZM207 117V116H206ZM225 117V116H224ZM7 118H9V116L7 117ZM73 118V117H72ZM72 118H70V119H72ZM93 118H95V119H93ZM114 118V117H113ZM134 119H135V117H133ZM195 118V117H194ZM222 118V117H221ZM4 119V118H3ZM12 119V118H11ZM98 119V118H97ZM111 119V118H110ZM134 119H132L131 118V123H132V121L134 120ZM138 119V118H137ZM198 119V118H197ZM212 119H214V118H212ZM254 119V118H253ZM73 120V119H72ZM77 120V119H76ZM107 120V119H106ZM117 120V119H116ZM130 120V119H129ZM139 120H141L142 121V119H140L139 118ZM145 120V119H144ZM143 120V121H144ZM147 120V119H146ZM188 120V119H187ZM189 120H192V119H190L189 118ZM218 120V119H217ZM217 120H216V118H215V121H216V124H217ZM222 120V119H221ZM70 121V120H69ZM93 121H91V127L89 126V122H88V124H85V127H84V131H87L88 130V126H89V129H91L92 128V122ZM102 121V120H101ZM118 121V120H117ZM141 121H140V123H141ZM142 121V122H143ZM151 121V120H150ZM225 121V120H224ZM223 121V122H224ZM76 122V121H75ZM104 122V121H103ZM107 122V121H106ZM108 122H109V120H108ZM107 122V123H108ZM111 123H113L112 121H110ZM119 122V121H118ZM118 122H116V123H118ZM129 122V123H130ZM134 122H135V120H134ZM248 122V121H247ZM70 123V122H69ZM106 123V124H107ZM111 123H108V124H110L111 125ZM115 123V124H116ZM129 124V125H132L133 126V124L135 125V123H133V124ZM137 123H138V121H137ZM144 123H146L145 121H144ZM194 123V122H193ZM220 123V122H219ZM100 124V123H99ZM119 124H121V127H122V125H124L123 124V122L122 123H119ZM119 124L117 125L116 124V126H119ZM139 124V123H138ZM188 124H190V122H188ZM199 124V123H198ZM225 124V123H224ZM229 124H228V126H229ZM247 124V123H246ZM73 125V124H72ZM94 125V124H93ZM96 125V124H95ZM146 125H147V123H146ZM149 125H151V123L149 124ZM148 125V126H149ZM153 125H154V123H153ZM185 125H187V124H185ZM192 125V124H191ZM213 125H215V123L213 124ZM98 126V125H97ZM112 126H115V125H112ZM125 126V125H124ZM123 126V127H124ZM142 126V125H141ZM141 126L139 127V125H138V127L137 128H141ZM201 126V125H200ZM255 126V125H254ZM105 127V126H104ZM120 127V128H121ZM130 127V126H129ZM135 127V126H134ZM143 127V126H142ZM187 127H188V125H187ZM186 127V128H187ZM191 127V126H190ZM193 127H196V128H198L197 126H194V124H193ZM205 127V126H204ZM1 128V127H0ZM94 128H95V126H94ZM105 128H107V127H105ZM117 128V127H116ZM185 128V129H186ZM215 128V127H214ZM217 128V127H216ZM219 128V127H218ZM220 128H222V127H220ZM230 128V127H229ZM96 129V128H95ZM107 129H114V127L112 128H107ZM123 129V128H122ZM125 129V128H124ZM127 130H128V128H126ZM125 129V130H126ZM131 129H133V128H131ZM145 129L146 128H144V131H145ZM191 129V128H190ZM200 129H202V127L200 128ZM205 130H206V132L208 131L207 129H206V127L204 128ZM246 129H248V128H246ZM94 130V129H93ZM97 130V129H96ZM138 129H136V131H137ZM188 130H189V128H188ZM187 130V131H188ZM192 130V129H191ZM195 130V129H194ZM198 130V129H197ZM215 130V129H214ZM217 130V129H216ZM233 130H235V129H233ZM80 130H78L77 132H79ZM105 131H107V130H105ZM112 132L113 131H115L116 132V130L114 129V130H111ZM110 131V132H111ZM118 131H120V130H118ZM117 131V132H118ZM131 131V130H130ZM134 131V130H133ZM143 131V130H142ZM199 131H202V130H199ZM218 132L219 131H221V129H219V130H217ZM237 131V130H236ZM258 131V130H257ZM256 131V132H257ZM109 132V131H108ZM110 132L108 133L109 135H110ZM128 132V131H127ZM155 132V131H154ZM191 132V131H190ZM193 132V131H192ZM227 132H229V131H227ZM114 133V132H113ZM143 132H141L140 131V135L142 134ZM145 133V132H144ZM157 133V132H156ZM195 133V132H194ZM203 133H205V132H200V134H203ZM211 133V132H210ZM222 133H224V131L222 132ZM239 133V132H238ZM241 133V132H240ZM239 133V134H240ZM80 134H82V132L80 133ZM80 134H78V135H80ZM85 134H87V136H90L91 134L89 133V130H88V133H85ZM89 134V135H88ZM116 134V133H115ZM120 134H121V132H120ZM130 134H132V133H130ZM137 134V133H136ZM186 134V133H185ZM189 135H191V133H188ZM193 134V133H192ZM196 134V133H195ZM200 134H198V135H200ZM207 134V133H206ZM206 134H203V135H206ZM226 134V133H225ZM242 134H244V133H242ZM111 135H112V133H111ZM118 135V134H117ZM125 135H127L126 133H125ZM133 135H135V134H133ZM138 136H139V134H137ZM142 135H144V134H142ZM141 135V137H142V139H143V137H145V136H142ZM146 135H148L147 133H146ZM189 135H186V136H189ZM213 135V134H209V139H210V137ZM231 135V134H230ZM122 136L123 135H121V136H119V139H121L122 138ZM132 136V135H131ZM137 136V137H138ZM152 136H153V134H152ZM165 136V137H166ZM192 137H194V135H191ZM190 136V137H191ZM214 136V135H213ZM219 136H222L223 137V134L222 135H220V133H219ZM219 136H218V138H219ZM226 136V135H225ZM228 136V135H227ZM226 136V137H227ZM258 136V135H257ZM112 137H114V135H112ZM116 137V136H115ZM121 137V138H120ZM125 137H127V136H124V138ZM134 137H136V136H134ZM133 137V138H134ZM140 137V138H141ZM147 137V136H146ZM192 137H191V139H192ZM200 137H201V135H200ZM207 137V136H206ZM205 137V138H206ZM231 137V136H230ZM247 137V136H246ZM261 137V136H260ZM83 138V137H82ZM85 138V137H84ZM88 138V137H87ZM86 138V139H87ZM90 138V137H89ZM88 138V140H90ZM117 138H118V136H117ZM128 138V137H127ZM194 138H196L197 140H198V137H194ZM204 138V139H205ZM215 138V137H214ZM242 138V137H241ZM244 138V137H243ZM248 138V137H247ZM263 138V137H262ZM107 139H108V137H107ZM115 139V138H114ZM118 139V142L120 141ZM126 139V138H125ZM130 139H132V137L130 138ZM145 139V138H144ZM159 139H161V138H159ZM196 139H194L193 141H196ZM200 139V138H199ZM203 139V136H202V138H201V141L202 140H204ZM208 139V143H209V140ZM226 139V138H225ZM231 139V138H230ZM246 139V138H245ZM250 139V138H249ZM106 140V139H105ZM124 140V139H123ZM134 141L136 140V139H133ZM139 140H141V139H139ZM148 140V139H147ZM147 140H144L145 141V143H146V141ZM150 140H151V138H150ZM153 140H154V138H153ZM155 140H158V138H155ZM154 140V141H155ZM163 140V139H162ZM207 140V139H206ZM213 140V139H212ZM217 140V139H216ZM215 140V141H216ZM221 140V139H220ZM227 140H229V138L227 137ZM233 140V139H232ZM260 140V139H259ZM258 140V141H259ZM80 141H82L81 139H80ZM138 141V140H137ZM136 141V142H137ZM141 141H143V140H141ZM141 141H140V143H138L137 142V144L138 145H141ZM152 141V140H151ZM161 141V140H160ZM159 140H158V142H160ZM235 138H234V143H235ZM94 142V141H93ZM109 142V141H108ZM116 142H117V140H116ZM122 142V141H121ZM125 142H127V140H125ZM129 142V141H128ZM148 142V141H147ZM157 142V143H158ZM197 142V141H196ZM196 142H193V143H196ZM204 142H205V140H204ZM213 142V141H212ZM229 142V141H228ZM262 142V141H261ZM264 142V141H263ZM90 143H92V142H90ZM96 143V142H95ZM135 144L136 145V143L135 142H131V144ZM145 143L143 142V144L145 145ZM162 143V142H161ZM219 143V144H218ZM232 143V142H231ZM245 143V142H244ZM257 143V142H256ZM75 144V143H74ZM89 144V143H88ZM98 144V143H97ZM119 144H121V143H119ZM122 144H124L123 142H122ZM129 144V143H128ZM133 144H132V146H133ZM147 144H149V143H147ZM197 144V143H196ZM199 144V143H198ZM210 144V143H209ZM214 144V143H213ZM216 144L217 145H220V142H216ZM240 144V143H239ZM253 144H254V142H253ZM83 145V144H82ZM81 145V146H82ZM99 145V144H98ZM105 145H107V144H105ZM114 144H112L111 146H113ZM125 145V144H124ZM134 145V146H135ZM143 145V146H144ZM153 145V144H152ZM158 145V144H157ZM163 145H165V144H163ZM199 145H201L202 146V144H199ZM222 145V144H221ZM227 145V144H226ZM231 144L229 143V146H230ZM238 145V144H237ZM251 145V144H250ZM95 145H93V148H95L94 147ZM107 146H109V145H107ZM129 146V145H128ZM127 146V147H128ZM150 146V145H149ZM195 146V145H194ZM212 146V144L210 145V147ZM214 146V145H213ZM212 146V147H213ZM232 146V145H231ZM234 146V145H233ZM251 146H254V145H251ZM259 146V145H258ZM86 147V146H85ZM98 147V146H97ZM116 147V146H115ZM136 147V149H138V147L140 148V146H138L137 147V145L135 146ZM144 147H146V145L144 146ZM153 147V146H152ZM176 147V146H175ZM207 147V148H206ZM210 147H208V146H205V150H206V153H207V151H209L208 149H210V150H215V151H217L218 149H219V151H223V150H220V148H222V147H220V148H218V146H215V147H217L216 149H214V148H210ZM237 147V146H236ZM240 147H241V144H240ZM240 147H239V149H240ZM248 147H250V146H248ZM261 147H263V145L261 146ZM80 148V147H79ZM83 148V147H82ZM82 148H81V151H82ZM90 148V147H89ZM92 148V145H91V148L90 149H93ZM99 148V147H98ZM125 148V147H124ZM133 148V147H132ZM151 148V147H150ZM149 148V149H150ZM156 148V147H155ZM161 148V147H160ZM171 148V147H170ZM198 148V147H197ZM201 148V147H200ZM230 148V147H229ZM228 148V149H229ZM242 148V147H241ZM256 148V147H255ZM83 149H85V148H83ZM102 149V147L100 148V150ZM114 149V148H113ZM128 149V148H127ZM135 149V148H134ZM134 149H130V147H129V150L130 151H133ZM135 149V150H136ZM141 149H143V148H141ZM148 148H146L145 149V151L147 150ZM167 149H168V147H167ZM242 149H244V146H243V148ZM246 149L247 148H245V151H246ZM254 149V148H253ZM102 150H104V149H102ZM126 150V149H125ZM170 150V149H169ZM168 150V151H169ZM198 150H199V148H198ZM202 150V149H201ZM201 150H199V151H201ZM230 150H231V148H230ZM234 150H236V148L234 149ZM234 150H233V152H234ZM252 150V149H251ZM262 150V149H261ZM87 151H88V148H87ZM94 151H97L96 150V148L94 149ZM99 151V150H98ZM136 151H138V152H140V150L138 149V150H136ZM136 151H134V152H136ZM143 151V150H142ZM141 151V152H142ZM144 151V153H146ZM167 151V150H166ZM203 151V150H202ZM219 151H217L218 153H219ZM236 151H238V150H236ZM240 151V150H239ZM254 151V150H253ZM84 151H82V153H83ZM91 152V151H90ZM105 152V151H104ZM103 152V153H104ZM125 152V151H124ZM127 152V151H126ZM140 152V153H141ZM149 153H147V154H151L150 153V151H148ZM152 152V151H151ZM210 152H212V151H210ZM210 152H208V155H209V153ZM214 152V151H213ZM212 152V153H213ZM217 152H215L216 154H217ZM221 152H220V154H221ZM232 152V153H233ZM250 152V151H249ZM255 152V151H254ZM81 153V152H80ZM88 153V152H87ZM99 153H100V151H99ZM98 153V154H99ZM123 153V152H122ZM129 153V152H128ZM131 153V152H130ZM129 153V154H130ZM133 153V152H132ZM143 153V152H142ZM177 153H179V152H177ZM201 153V152H200ZM203 153V152H202ZM223 153V152H222ZM234 153H239V152H234ZM240 153H242V152H240ZM240 153L237 155V156H239L240 157ZM246 153V152H245ZM252 153V152H251ZM85 154V153H84ZM91 154V153H90ZM97 154V155H98ZM105 154V153H104ZM126 154V153H125ZM134 154H137V153H134ZM167 154V153H166ZM165 154V155H166ZM181 154L182 153H180V157H182L181 156ZM255 154V153H254ZM259 154H260V152H259ZM258 154V155H259ZM261 154H262V152H261ZM96 155V154H95ZM100 155V154H99ZM132 155V154H131ZM153 155V154H152ZM203 155V154H202ZM201 155V156H202ZM204 155H207V154H204ZM203 155V156H204ZM212 155V154H211ZM222 155H224V154H222ZM221 155V158L222 157H224V156H222ZM231 155V154H230ZM236 155V154H235ZM246 157H247V155L246 154H244ZM243 155V156H244ZM255 155H257V154H255ZM263 155V154H262ZM88 156V155H87ZM90 156V155H89ZM88 156V157H89ZM102 156V155H101ZM118 156H120V155H118ZM138 156H139V154H138ZM202 156V160L201 161H199L200 159H201V157H200V159H198V161H199V163H201V162H204L205 164H206V162L205 161H207V159H211V157L210 158H207L206 160L204 159V157ZM210 156V155H209ZM218 156V158H219V154L217 155ZM217 156L215 155H213V157H216L217 158ZM233 156H234V154H233ZM243 156H242V158H243ZM244 156V160H246V157ZM252 156V157H251ZM250 157L248 156L247 158H253V154L251 155ZM97 157V156H96ZM100 157V156H99ZM122 157H123V155H122ZM122 157H119L120 159L122 158ZM161 157V156H160ZM163 157H164V154H163ZM168 157V156H167ZM171 157V156H170ZM170 157H168V158H170ZM173 157V156H172ZM179 158V156L178 155H176L175 156V158ZM208 157V156H207ZM238 157V158H239ZM256 157H259V156H256ZM261 158L263 157L264 158V155L263 156H260ZM90 158V157H89ZM98 158V157H97ZM146 158V157H145ZM225 158V157H224ZM231 158H232V156H231ZM238 158H234V159H238ZM263 158H262V160H263ZM100 159V158H99ZM102 159H104L103 158V156H102ZM107 159V158H106ZM130 159V158H129ZM174 159V158H173ZM184 159V160H185ZM187 159H186V164L188 165V164H192L193 165V163H192V161H187ZM213 159V158H212ZM226 159V158H225ZM229 160H232V159H230V158H228ZM233 159V160H234ZM255 159H257V158H255ZM122 160V159H121ZM127 160H128V157H127ZM135 160V162H136V159H133L132 160V163H129V164H135L136 166H137V164L135 163V162H133ZM145 160H147V158L145 159ZM145 160H143V164H144V162H145ZM154 160V159H153ZM170 160H171V158H170ZM205 160V161H204ZM215 160V159H214ZM218 160V159H217ZM220 161H221V159H219ZM223 160V159H222ZM227 160V159H226ZM240 159H238V161H239ZM242 160V159H241ZM241 160H240V162H241ZM250 160V159H249ZM254 160V159H253ZM257 160H261V159H257ZM261 160V161H262ZM93 161H95L96 162V160H93ZM106 160H104V162H105ZM129 161V160H128ZM148 162L149 161H151V160H147ZM167 161H168V159H167ZM176 161H178V160H175V162ZM195 161V160H194ZM211 161V160H210ZM220 161L219 162H217V164H219L220 165ZM243 161V160H242ZM251 162H252V159L250 160ZM92 162V161H91ZM97 162H98V160H97ZM96 162V163H97ZM155 162V161H154ZM170 161H168V163H169ZM190 162V163H189ZM212 162H213V160H212ZM216 162V161H215ZM221 162H224V160L223 161H221ZM226 162V161H225ZM225 162H224V165H225ZM228 162V161H227ZM236 162V161H235ZM234 162V163H235ZM256 162V161H255ZM98 163H102V162H98ZM138 163H142V160H140ZM147 163V162H146ZM153 163V162H152ZM180 163V162H179ZM183 163H184V161H183ZM199 163L197 162H195V164H198L197 166H199ZM207 163H208V161H207ZM230 162H228V164H229ZM237 163V162H236ZM246 163H248V161L246 162ZM106 164H107V161H106ZM150 164V168H151V163H149ZM173 164L175 165V163L173 162ZM182 164V163H181ZM204 164V165H205ZM232 164V163H231ZM231 164H229V166L231 165ZM253 164V163H252ZM251 164V165H252ZM257 164V163H256ZM146 165H148V164H146ZM173 165V166H174ZM183 165V164H182ZM202 165V164H201ZM200 165V166H201ZM212 165V164H211ZM222 165V164H221ZM241 165H242V163H241ZM255 165V164H254ZM104 166V165H103ZM142 166V165H141ZM144 166V165H143ZM189 166V165H188ZM203 166V165H202ZM216 166H218V165H216ZM226 166V165H225ZM228 166V167H229ZM234 166V165H233ZM245 166V165H244ZM249 166V165H248ZM139 167V166H138ZM176 167V166H175ZM182 167V166H181ZM190 167V166H189ZM193 167H194V165H193ZM212 167H214L215 168V165L214 166H212ZM145 169H146V167H144ZM149 168V167H148ZM155 168V167H154ZM183 168V167H182ZM181 168V169H182ZM185 168V167H184ZM199 168V167H198ZM206 168V167H205ZM208 168V167H207ZM211 168V167H210ZM232 168H235V169H240V168H236V167H232ZM244 168V167H243ZM242 168V169H243ZM250 168V167H249ZM251 168H252V166H251ZM255 168V167H254ZM257 168V167H256ZM156 169V168H155ZM186 169H187V167H186ZM189 169V168H188ZM228 170L230 169V167L229 168H227ZM245 169H248V167H246ZM139 170H140V168H139ZM147 170H149V169H147ZM151 170V169H150ZM149 170V171H150ZM220 170V169H219ZM219 170H216V171H219ZM244 170V169H243ZM252 170H255V169H253L252 168ZM260 170H261V168H260ZM153 171V170H152ZM160 171H162V170H160ZM185 171V170H184ZM188 171V170H187ZM191 171V170H190ZM208 171V170H207ZM225 171V170H224ZM231 171V170H230ZM249 171V170H248ZM141 172V171H140ZM183 172V171H182ZM212 172V171H211ZM211 172L209 173V174H211ZM220 172H222V170L220 171ZM233 172V171H232ZM241 172V171H240ZM239 172V173H240ZM30 173V172H29ZM163 173H165V172H163ZM189 173V172H188ZM208 173V172H207ZM223 173V172H222ZM222 173H220V174H222ZM137 174V173H136ZM141 174H144V173H141ZM155 175L157 174V173H154ZM185 174H186V172H185ZM191 174V173H190ZM206 174V173H205ZM208 174V175H209ZM219 174V175H220ZM228 174V173H227ZM230 175H231V172L229 173ZM22 175V174H21ZM21 175H20V177H21ZM177 175H178V173H177ZM179 175H180V173H179ZM192 175V174H191ZM190 175V176H191ZM195 175V174H194ZM216 175V174H215ZM215 175H214V177H215ZM144 176V175H143ZM152 176H153V174H152ZM160 176V175H159ZM172 176V175H171ZM174 176H176V174L174 175ZM173 176V177H174ZM193 176V175H192ZM199 176V175H198ZM205 176V175H204ZM203 176V174H202V177H204ZM211 176V175H210ZM222 176H223V174H222ZM225 176V175H224ZM141 177V176H140ZM147 177V176H146ZM157 177V176H156ZM155 177V178H156ZM163 177H165L164 175H163ZM162 176H161V178H163ZM169 177V176H168ZM183 177H185L184 175H183ZM182 177V178H183ZM208 177V176H207ZM220 178H221V176H219ZM225 177H229V176H225ZM149 178H151V175H150V177ZM149 178H147V179H149ZM171 178V177H170ZM175 178V177H174ZM178 178V177H177ZM177 178H175V179H177ZM182 178H181V180H182ZM191 178V177H190ZM196 179H197V177H195ZM194 178V179H195ZM201 178V177H200ZM232 178V177H231ZM241 178V177H240ZM18 179H21V178H18ZM31 179V178H30ZM142 179H144V177L142 178ZM199 179V178H198ZM207 179H209V181L212 179L213 180V182H212V184L214 183V182H216V180H218L219 178H215L216 180H214V178H212V177H210V178H207ZM206 179V180H207ZM222 179V178H221ZM226 179V181H227V179H229V178H225ZM3 180V179H2ZM2 180H0V181H2ZM15 180V179H14ZM13 180V181H14ZM34 180V179H33ZM180 180V181H181ZM192 180H193V178H192ZM246 180V179H245ZM4 181H7V180H4ZM17 181H20V180H17ZM143 181V180H142ZM145 181V180H144ZM203 181H205V180H203ZM202 181V182H203ZM209 181H207V182H209ZM9 182V181H8ZM21 182V181H20ZM29 182V181H28ZM35 182V181H34ZM38 182H41V181H38ZM168 182V181H167ZM193 182H195V181H193ZM202 182H200V183H202ZM206 182V181H205ZM222 182V184H225V183H223V181H221ZM224 182H225V180H224ZM229 182V181H228ZM236 182V181H235ZM245 182V181H244ZM17 183V182H16ZM37 183V182H36ZM171 183V182H170ZM176 183V182H175ZM196 183V182H195ZM229 183H231V181L229 182ZM10 184H12V183H10ZM14 184V183H13ZM12 184V185H13ZM22 184V183H21ZM28 184V183H27ZM152 184V183H151ZM154 184V183H153ZM160 184V183H159ZM167 184V183H166ZM172 184H174V183H172ZM181 184H182V182H181ZM188 184V183H187ZM190 184V183H189ZM188 184V185H189ZM193 184V183H192ZM218 184H220L219 183V181H218ZM234 184V183H233ZM240 184V186H241V182L239 183ZM248 184V183H247ZM247 184H243L242 183V185H246L247 186ZM251 184V183H250ZM26 185V184H25ZM52 185V184H51ZM50 185V186H51ZM157 185V184H156ZM164 186L165 184H162L161 183V186ZM170 186H169V188L171 189L172 187L174 188V185H172L171 186V184H169ZM176 185H177V183H176ZM175 185V187H176V189H173V190H177L178 189V185L176 186ZM198 185L200 186V184L198 183ZM198 185H195V186H198ZM221 185V184H220ZM230 185H232V184H229V186ZM238 185V184H237ZM237 185H232V187L234 186H237ZM252 185V184H251ZM158 187H159V191L160 192H162L161 190H160V186L159 185H157ZM156 186V187H157ZM165 186H168V184L167 185H165ZM225 186H228V184H226ZM228 186V187H229ZM49 187V186H48ZM154 187V186H153ZM192 187V186H191ZM190 187V188H191ZM201 187V186H200ZM250 187V186H249ZM255 187H257V186H255ZM51 188H53V187H51ZM50 188V189H51ZM164 188V187H163ZM169 188H168V190H169ZM180 188H182V187H180ZM179 188V189H180ZM195 188V187H194ZM197 188V187H196ZM2 189V188H1ZM165 189H167V188H165ZM183 190H184V192L187 190L186 189V184H185V186H183V188H182ZM199 189V188H198ZM198 189H197V191H198ZM203 189H204V191L206 190V191H209V192H213V194L216 192L215 190H216V188L213 186V185H210V186H205V187H203ZM250 189H252V188H250ZM255 188H253V190H254ZM3 191H5V189H2ZM150 190V189H149ZM163 190V189H162ZM201 190V189H200ZM227 189H225V190H221V189H217V195H219V193H228V191H226ZM238 190V189H237ZM258 190H260V189H258ZM258 190H256V191H258ZM2 191V192H3ZM8 190H6L5 192H7ZM62 191V190H61ZM153 191V190H152ZM172 191V190H171ZM191 191V190H190ZM247 191H248V189H247ZM261 191V190H260ZM264 191V190H263ZM0 192H1V190H0ZM165 192H167V191H165ZM177 191H174V193H176ZM187 192H188V190H187ZM194 193H195V191H193ZM231 192V195H229V200L231 201V203L230 204H232V203H234V204H236L238 207H241L242 205H246V208H247V205H250L251 206V204H253L254 203V200L255 201H257L256 200V197L254 196L255 194H249V195H246L245 194V192H237V191H235V190H232V191H230ZM250 192V191H249ZM8 194H10L9 192H7ZM7 193H3L4 194V196L7 194ZM164 193V192H163ZM194 193H193V195H194ZM198 193V192H197ZM202 193H204V192H202ZM206 193V192H205ZM208 193V192H207ZM223 193V194H224ZM251 193V192H250ZM2 194V193H1ZM0 194V195H1ZM3 194L0 196L1 198H2V196H3ZM166 194V193H165ZM169 193H167V195H168ZM177 194V193H176ZM178 194H180V193H178ZM182 194V193H181ZM184 194V193H183ZM191 194H192V192H191ZM199 194V193H198ZM209 194V193H208ZM259 194V193H258ZM160 195V194H159ZM171 195V194H170ZM172 195H173V193H172ZM197 195V194H196ZM200 195H201V193H200ZM228 195V194H227ZM257 195V194H256ZM3 196V197H4ZM190 196V195H189ZM192 196V195H191ZM190 196V197H191ZM199 196V195H198ZM203 196H206L205 194H203ZM67 197V196H66ZM161 197V196H160ZM193 197V196H192ZM195 197V196H194ZM0 198V202H3V204H4V201L2 200ZM16 198V197H15ZM36 198V197H35ZM171 198V197H170ZM178 198L180 199L181 198V196H178ZM177 198V199H178ZM183 198V197H182ZM188 198V196L186 197V199ZM195 198H198V197H195ZM208 198V197H207ZM13 199H14V197H13ZM49 199V198H48ZM57 199V198H56ZM56 199H53L52 198V200H56ZM68 199V198H67ZM161 199V198H160ZM165 199V198H164ZM177 199H175V200H177ZM178 199V200H179ZM185 199V200H186ZM191 199V198H190ZM199 199H200V197H199ZM203 199V198H202ZM216 199V198H215ZM219 199H221V198H219ZM257 199H258V197H257ZM261 199H263V198H261ZM51 200V199H50ZM51 200V201H52ZM167 200V199H166ZM171 200V199H170ZM183 200V199H182ZM184 200V201H185ZM189 200V199H188ZM198 200V199H197ZM204 200V199H203ZM228 200V199H227ZM228 200V201H229ZM49 201V200H48ZM183 201V202H184ZM198 201H200V200H198ZM197 201V202H198ZM225 201V200H224ZM39 202V201H38ZM215 202V201H214ZM259 202V201H258ZM261 202V201H260ZM7 203V202H6ZM5 203V204H6ZM14 203V202H13ZM57 203V202H56ZM164 203V202H163ZM178 203H180V202H178ZM200 203V202H199ZM199 203H197V204H199ZM217 203V202H216ZM218 203H219V201H218ZM221 204H222V201L220 202ZM228 203V204H229ZM263 203V202H262ZM8 204V203H7ZM6 204V205H7ZM9 204H12V203H9ZM19 204V203H18ZM165 204V209L167 208V203H164ZM163 204V205H164ZM181 204H183L182 202H181ZM196 204V203H195ZM202 204L204 205V203L202 202ZM210 204L211 205H213L211 202H210ZM210 204H207V205H210ZM223 204H224V202H223ZM230 204H229V206H230ZM2 205V204H1ZM16 205V204H15ZM23 205V204H22ZM26 205V204H25ZM25 205H24V208H25ZM170 205H174V204H170ZM170 205H169V207H170ZM177 205V204H176ZM200 205H201V203H200ZM198 206V207H201V206ZM202 205V206H203ZM214 205H215V203H214ZM218 205V204H217ZM3 206V205H2ZM2 206H0V207H2ZM14 206V205H13ZM187 206V205H186ZM189 206V205H188ZM192 206H194V204H192L191 206H190V208L189 209H191V207ZM220 206H222V205H220ZM225 206V205H224ZM250 206H249V208H250ZM254 206V205H253ZM252 206V207H253ZM15 207V206H14ZM19 207V206H18ZM23 207V206H22ZM29 207V206H28ZM28 207H26L27 209H28ZM173 207H175V206H173ZM176 207H178L179 208V205L178 206H176ZM185 207V206H184ZM209 207V206H208ZM213 207H215V206H212V208ZM217 207V206H216ZM215 207V208H216ZM223 207V206H222ZM226 207V206H225ZM264 207V206H263ZM263 207H262V209H263ZM4 208V207H3ZM12 208V207H11ZM16 208V207H15ZM14 208V209H15ZM20 209H22L21 207H19ZM211 208V207H210ZM218 208H221V207H218ZM218 208H216V209H218ZM227 208V207H226ZM226 208H224L222 211H221V213L226 209ZM6 209H10V208H6ZM31 209V208H30ZM161 209H162V207H161ZM182 209V208H181ZM185 209H186V207H185ZM193 209H195V207L193 208ZM192 209V210H193ZM196 209H197V206H196ZM228 209V208H227ZM231 209H233L232 208V206H231ZM0 210H1V208H0ZM3 210V209H2ZM38 210V209H37ZM48 210V209H47ZM62 210V209H61ZM203 211L204 209L202 208V209H200V211ZM206 210V212H207V209H205ZM234 210V209H233ZM235 210H236V208H235ZM240 210V209H239ZM244 210V209H243ZM247 210H250V209H248L247 208ZM7 211V212H6ZM8 211H10V210H5L4 209V213H2L3 211H0V216L2 217L3 215H6V214H8ZM30 211H32V209L30 210ZM39 211V210H38ZM58 211V210H57ZM163 211H164V209L162 210V213H163ZM196 211V210H195ZM198 211H199V209H198ZM216 211H218V210H216ZM227 211V212H226ZM252 211V210H251ZM251 211H249V212H251ZM11 212H12V209H11ZM33 212V211H32ZM59 212V211H58ZM159 213H160V211H158ZM211 212V211H210ZM225 212L226 213H228V210H225ZM240 212V211H239ZM239 212H237V213H239ZM2 213V214H1ZM17 213V212H16ZM23 213V212H22ZM38 213V212H37ZM202 213V212H201ZM218 213V212H217ZM30 214V213H29ZM161 214V213H160ZM166 214V213H165ZM177 214V213H176ZM212 214H213V212H212ZM215 214V213H214ZM213 214V215H214ZM235 214V213H234ZM234 214H233V216H234ZM240 214H242V213H240ZM246 214H250V213H245V215L244 216H246ZM252 214V213H251ZM12 215V217H13V215H15V214H11ZM11 215H10V213H9V215H7L6 217H5V221H2V222H7V224H8V222H9V224L8 225H11V223H12V221H11ZM19 215H21V214H19ZM17 216V215H15L16 217H17V221H18V218H19V220H20V218H21V216ZM23 215V214H22ZM26 216H27V219H28V217L30 216H28L27 214H25ZM25 215L24 216H22V221H23V219H25L26 217H25ZM55 215V214H54ZM162 215V214H161ZM231 215V214H230ZM239 215V214H238ZM41 216H44V215H41ZM163 216V215H162ZM218 216H219V214H218ZM222 216V215H221ZM237 216V215H236ZM243 216V215H242ZM242 216H241V218H242ZM251 216V215H250ZM23 217H25V218H23ZM52 217L53 216H51V219H52ZM235 217V216H234ZM234 217L232 218L233 220V222H236V221H234ZM246 217H249V216H246ZM245 217V218H246ZM263 217V216H262ZM2 218H4V217H2ZM14 218V217H13ZM33 218V217H32ZM36 218V217H35ZM223 218V216L221 217V219ZM230 217L229 216H225L223 219L225 220V221H227L228 219H229ZM239 218V217H238ZM244 218V219H245ZM256 218V217H255ZM15 219V218H14ZM162 219H163V217H162ZM167 219V218H166ZM199 219H201V218H199ZM214 219V218H213ZM219 219V218H218ZM222 219V220H223ZM240 219V218H239ZM261 219V218H260ZM1 220L2 219H0V222H1ZM16 220V219H15ZM30 220H31V218H30ZM39 220V219H38ZM42 220V219H41ZM104 220V219H103ZM195 220V219H194ZM198 220V219H197ZM202 220V219H201ZM217 220V219H216ZM247 220H249V218L247 219ZM247 220H245V221H247ZM251 220V219H250ZM249 220V221H250ZM257 220V219H256ZM256 220H255V222H256ZM262 220H264V218L262 219ZM16 221V222H17ZM32 221V220H31ZM42 221H44V220H42ZM41 221V223H43ZM165 221V220H164ZM200 221V220H199ZM229 221V220H228ZM231 221V220H230ZM231 221V222H232ZM11 222V223H10ZM35 222V221H34ZM51 222H52V220H51ZM191 222V221H190ZM196 222V221H195ZM221 222V221H220ZM242 222V221H241ZM241 222H240V224H241ZM260 222H262V221H260ZM260 222H257V223H260ZM15 223V222H14ZM14 223H12V225L14 224ZM19 223H20V225L21 224H23V223H21L20 221H19ZM28 223V222H27ZM63 223V222H62ZM167 223H168V221H167ZM175 223L176 224H173L172 225V227H175L176 228V226L177 227H181V228H183L184 227V224L183 223H185V221L179 216V215H177V216H175ZM211 223V222H210ZM224 223V222H223ZM229 223V222H228ZM247 224H248V222H246ZM251 223H253L254 224V222H250V224ZM6 224V223H5ZM4 224V225H5ZM24 224H26V221H25V223ZM32 224V223H31ZM171 224L172 223H170L169 222V225L171 226ZM189 224V223H188ZM246 224V225H247ZM8 225H5V226H7V227H9ZM10 226L11 227V233H4L3 235V237H6V238H3V240L1 241V242H3V243H5V245H8V246H10L9 244L10 243H8L7 244V242H8V240H10V239H12L13 241V243H15L13 246L11 245L10 247H14V246H16V247H18L19 246V248L18 249H20L21 247L23 248V251H28V250H33V249H35L37 246L35 245V243L33 244L31 241L32 240H27V239H25V241H24V244H25V242H27V244H23V242H22V240L20 239V236H22V235H20V230L19 229H15L14 230V228H12L13 226ZM15 225V224H14ZM28 225H30L29 223H28ZM39 225V224H38ZM44 225V224H43ZM93 225V224H92ZM159 225V224H158ZM203 225V224H202ZM207 225V224H206ZM210 225V224H209ZM213 225V224H212ZM225 225V224H224ZM231 225V224H230ZM230 225H229V227H230ZM234 225V224H233ZM258 225V224H257ZM1 226H3V225H1ZM16 226V225H15ZM31 226H33V225H31ZM30 226V227H31ZM45 226V225H44ZM219 226V225H218ZM232 226V225H231ZM248 226H250V225H248ZM247 226V227H248ZM20 226H18V228H19ZM26 227H29V226H26ZM37 226H35V228H36ZM43 227V226H42ZM202 227V226H201ZM228 226L226 227V228H228V229H231V227L229 228ZM241 227H243V226H241ZM245 227V226H244ZM2 228V227H1ZM5 228V227H4ZM23 228V227H22ZM196 228V227H195ZM210 227H208V229H209ZM220 228V227H219ZM225 228V229H226ZM235 227H233V229H234ZM239 228H240V226H239ZM7 229V228H6ZM6 229H2V230H6ZM10 229V228H9ZM21 229V228H20ZM32 229V228H31ZM103 229V228H102ZM198 229V228H197ZM202 229H203V227H202ZM218 229V228H217ZM225 229H223L224 230V232H225ZM227 229V230H228ZM12 230H14V231H12ZM38 230H39V228H38ZM41 230V229H40ZM47 230V229H46ZM172 230V229H171ZM189 230V229H188ZM199 230V229H198ZM204 230V229H203ZM212 230V229H211ZM211 230H209V231H211ZM222 230V231H223ZM235 230V229H234ZM239 230H242V229H239ZM243 230H244V228H243ZM242 230V231H243ZM260 230V229H259ZM262 230V229H261ZM260 230V231H261ZM22 231V230H21ZM24 231V230H23ZM28 231H29V229H28ZM28 231H26V232H28ZM33 231H35V229L33 230ZM42 231H44V229H42ZM48 231V230H47ZM176 231V230H175ZM181 231V230H180ZM187 231V230H186ZM191 231V230H190ZM194 231V230H193ZM202 231V230H201ZM201 231H200V233H201ZM205 231V230H204ZM220 231V230H219ZM236 231V230H235ZM238 231V230H237ZM4 232V231H3ZM7 232H8V230H7ZM30 232H31V230H30ZM45 232V231H44ZM184 232V231H183ZM195 232V231H194ZM206 232V231H205ZM228 232H230V231H228ZM232 232H234V231H232ZM245 232H246V229H245ZM264 232V231H263ZM23 233V232H22ZM21 233V234H22ZM50 232H48V234H49ZM160 233V232H159ZM180 233H182V232H180ZM203 233V232H202ZM235 233V232H234ZM237 233V232H236ZM6 234H8V236H5ZM11 234H12V237H11ZM27 234V233H26ZM31 234H33L32 232H31ZM36 234V233H35ZM43 234V233H42ZM163 234V233H162ZM177 234V233H176ZM231 234V233H230ZM1 235V234H0ZM16 235V237H13V236H15ZM20 235V236H19ZM24 235H25V233H24ZM38 235V234H37ZM52 235V234H51ZM92 235V234H91ZM168 235V234H167ZM204 235V234H203ZM221 235H223L224 236V234H221ZM241 235V234H240ZM239 235V236H240ZM2 236V235H1ZM45 236V235H44ZM53 236V235H52ZM170 236V235H169ZM173 236V235H172ZM171 236V237H172ZM193 236V235H192ZM195 236V235H194ZM204 236H206V234L204 235ZM202 237L203 238V240H205L204 238L205 237ZM222 236V237H223ZM227 236V235H226ZM234 236H236V235H234ZM25 237V236H24ZM28 237V236H27ZM26 237V238H27ZM40 237H41V235H40ZM99 237V236H98ZM166 237H168V236H166ZM174 238H175V236H173ZM184 237V236H183ZM186 237V236H185ZM184 237V238H185ZM200 237V236H199ZM209 237V236H208ZM214 237V236H213ZM216 237V236H215ZM218 237V236H217ZM219 237H220V235H219ZM229 237V236H228ZM238 237V236H237ZM50 238H51V236H50ZM181 238V237H180ZM189 238L190 237H188V242L190 243V241L192 240L191 238H190V241H189ZM207 238V237H206ZM225 238V237H224ZM230 238V237H229ZM235 238V237H234ZM262 238V237H261ZM2 239V238H1ZM44 239V238H43ZM52 239V238H51ZM168 240H169V238H167ZM186 239V238H185ZM198 239V238H197ZM212 239H215V238H210V241L212 240ZM218 239H220V238H218ZM221 239H223V238H221ZM228 239V238H227ZM243 239V238H242ZM241 239V241H243V245L241 246V248L240 247H236L237 249L236 250H238V251H243V252H245V253H260V249L262 248L261 247V244L263 243V241H262V243H260V239L258 238V237H253V236H247V238L244 240H242ZM207 240V239H206ZM208 240H209V238H208ZM38 241V240H37ZM41 241H42V238H41ZM181 241V240H180ZM183 241V240H182ZM216 241V240H215ZM220 241V240H219ZM232 241V240H231ZM10 242V241H9ZM47 242H51V241H47ZM54 242V241H53ZM58 242V240L56 239V243ZM192 242V241H191ZM196 242V241H195ZM213 242V241H212ZM211 242V243H212ZM3 243L2 244H0V246H2L3 245ZM46 243V242H45ZM59 243V242H58ZM163 243H165V242H163ZM162 243V244H163ZM166 243H168L167 241H166ZM185 243H187V242H185ZM192 243H194V242H192ZM202 243H204V245H205V242H202ZM201 243V244H202ZM211 243H210V246H211ZM54 244V243H53ZM176 244V243H175ZM197 244V242L195 243V245ZM206 244H208V243H206ZM46 245V244H45ZM45 245H43V246H45ZM164 245V244H163ZM179 245V244H178ZM177 245V246H178ZM181 245V244H180ZM185 245V244H184ZM212 245H214V242H213V244ZM220 245H222V244H219L217 247H219L220 248ZM234 245V244H233ZM241 245V244H240ZM47 246V245H46ZM49 246H50V244H49ZM161 246V245H160ZM190 246H191V244H190ZM189 246V247H190ZM192 246L193 247H195L193 244H192ZM196 246H199L198 244L196 245ZM215 246V245H214ZM224 246V245H223ZM239 246V245H238ZM3 247V246H2ZM1 247V248H2ZM12 248L13 250H15V249H17V248ZM51 247V246H50ZM61 247V244L59 243V248ZM162 248H163V246H161ZM165 247L167 248V245L165 244ZM203 247V246H202ZM206 247V245L204 246V248ZM209 247V246H208ZM222 247V246H221ZM235 247V246H234ZM4 248V247H3ZM44 248V247H43ZM53 248V247H52ZM112 248V247H111ZM200 248V247H199ZM211 248H213V247H211ZM226 248V247H225ZM230 247H228V249H229ZM233 248V247H232ZM4 249H6V247L4 248ZM17 249V250H18ZM41 249V248H40ZM63 249V248H62ZM194 249V248H193ZM209 249V248H208ZM234 249V248H233ZM263 249H264V247H263ZM37 250H39V249H37ZM43 250V249H42ZM47 250V249H46ZM45 250V251H46ZM59 250H61V249H59ZM164 250V249H163ZM162 250V251H163ZM174 250V249H173ZM183 250H184V247H183ZM216 250V249H215ZM214 250V251H215ZM220 250V249H219ZM221 250H223V249H221ZM220 250V251H221ZM235 250V249H234ZM2 250L0 249V252H1ZM6 251V250H5ZM35 251V250H34ZM160 252H161V250H159ZM178 251V250H177ZM211 251H213V250H211ZM219 251V252H220ZM224 251H226V250H224ZM223 251V252H224ZM17 252H19V251H17ZM28 252H30V251H28ZM166 252H167V250H166ZM174 252V251H173ZM4 253V252H3ZM7 253V252H6ZM6 253H4V254H6ZM8 253H9V251H8ZM7 253V254H8ZM10 253H11V251H10ZM27 253V252H26ZM44 253H46V252H44ZM43 253V254H44ZM48 253V252H47ZM159 253V252H158ZM162 253V252H161ZM178 253H179V251H178ZM177 253V254H178ZM234 253H236V252H234ZM13 254H14V252L12 253V256H13ZM18 255H20L19 253H17ZM28 254V253H27ZM70 254V253H69ZM162 254H165V251L162 253ZM161 254V255H162ZM180 254V253H179ZM178 254V255H179ZM209 254V253H208ZM242 254V253H241ZM8 255H11V254H8ZM17 255V257H19ZM45 255V254H44ZM59 255V254H58ZM158 255V254H157ZM168 254L166 253V256H167ZM175 255V254H174ZM173 255V256H174ZM181 255V254H180ZM184 255V254H183ZM225 255V254H224ZM2 256H4V255H2V253H1V257H0V259L2 258ZM6 256V255H5ZM26 256V255H25ZM24 256V257H25ZM160 256V255H159ZM171 256V255H170ZM208 256V255H207ZM248 256H249V254H248ZM7 257V256H6ZM44 257V256H43ZM74 257V259H75V256H73ZM158 257V256H157ZM264 257V256H263ZM26 258V257H25ZM24 258V259H25ZM32 258V257H31ZM54 258V257H53ZM170 258V257H169ZM181 258H183V257H181ZM244 258H246V257H244ZM5 259V258H4ZM14 259H16V258H14ZM20 259H22V258H20ZM30 259V258H29ZM77 259V258H76ZM171 259V258H170ZM169 259V260H170ZM247 259V258H246ZM19 260V259H18ZM26 260H27V258H26ZM33 259H31V261H32ZM43 260H45V259H43ZM50 260V259H49ZM52 260H54V259H52ZM58 260V259H57ZM5 261V260H4ZM17 261V260H16ZM24 261V260H23ZM22 261V262H23ZM59 261V260H58ZM60 261H62L61 260V258H60ZM182 261V260H181ZM180 261V262H181ZM12 262H13V260H12ZM29 262V261H28ZM190 262V261H189ZM246 262H249V260H246ZM8 263H9V261H8ZM18 263V262H17ZM29 263H31V262H29ZM28 263V264H29ZM42 263V262H41ZM179 263V262H178ZM187 263V262H186ZM19 264V263H18ZM24 264V263H23ZM25 264H26V262H25ZM32 264V263H31Z\"/></svg>","mask_w":264,"mask_h":264}]
</instances>
